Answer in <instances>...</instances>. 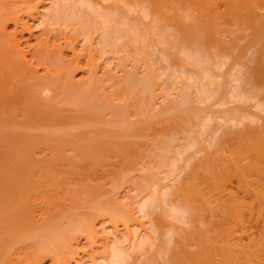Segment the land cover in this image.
<instances>
[{
  "label": "bare ground",
  "instance_id": "obj_1",
  "mask_svg": "<svg viewBox=\"0 0 264 264\" xmlns=\"http://www.w3.org/2000/svg\"><path fill=\"white\" fill-rule=\"evenodd\" d=\"M137 1L140 2L141 4L144 2H147L148 5L145 3V4L140 6V3L138 4ZM141 1L142 0H140V1L139 0H77L76 2H74V0H39L38 3H35L34 0H12V1L0 0V264H42L43 262H45V260L47 261V259L50 260L49 264H71L72 255L75 252H76L75 254H77V252H78L76 247L74 246V248H73V246H72V244L74 245V242H72V240L76 241L78 238L76 236H79V235L84 236V234H82V233L86 232V233H89V236H87V235L84 236V237H86V236L89 237V238L86 237L87 240H93L94 238H95V240L101 239V238L98 239L97 237H91L92 235H94V234H92V233H94V229H96V228H94L93 225L97 224V223L94 224L93 222L95 221L96 217L99 218L101 216L100 214L103 215V213H104L103 207L105 205L103 207L99 206L100 201L96 205V203H97L96 200L98 199V198L96 199V197H98L99 192L101 190H99V192L97 193V196H95L93 199H91V198L93 197L94 192L91 194L89 193L90 195L89 194L87 195V197L88 196H92V197L87 198L86 195L85 196L83 195V194H86L85 192H87V190H89L88 192H91V191H90L89 187H87L88 189H85L86 187H84V185L82 186L83 190L80 191L81 189H79V188L81 187V185L77 182L81 183V181H82V179H81L82 178L81 176H83L82 172H81L82 167L80 168L81 169L80 170L79 166L75 162V159H76V157L80 158L82 156L83 157L85 156V158H88V160L85 159L86 161L80 160V163L83 162V164H84V162H85L84 165H86V163L88 162L87 164H88L89 169L86 170V173H87V171H88V173L84 174L85 177L88 174H91L92 176H97V175H93L92 172L93 173L95 172V174H96V172L98 173L99 169H100V171L102 169H104V172H106V170L108 171L110 169V170H112L111 171L112 175L114 174V172L117 171V169H118V171H119V169H123L124 171H122L121 173H118V171L115 173V174H120V176L116 177L117 175L116 176L114 175V178L116 177L115 180L119 178L118 183H120V184H122V182H120V180L122 181L124 179L125 174L127 172H130V171L135 169L136 163L134 160L137 159L138 157H139V159H142V157L140 158L142 151H141V154L139 152V154H140L139 155L138 150L139 149L141 150L143 148H141L138 144L134 143V141L131 142V140L129 138L137 137V138H135V139H137V141H135V142L138 143V139H139V143L140 144L142 143V145L144 144L143 143L144 137L142 139L141 136H144V134L146 133V128L148 127V126H146V124L148 123V121L146 123L142 118L148 113L147 110H148V107L151 106L152 100L153 101L155 100V99H152L153 98V92H154V91H152V84H153V86H156V88L154 87L156 90L159 89V88H157L158 85H159V87H161L160 86L161 84H158L159 83L158 79H157L158 77L156 78L157 80H155V79L152 80V78H155V77H153V75L155 76V73H154L155 71L153 72V70H154L153 66H151L153 70L152 71L149 70L151 72V75H150L149 71H148L149 74L146 72L147 71L146 66L147 65L149 66V64H148L149 61H146V60L150 56L146 59L143 58L144 57L143 55H145V54L148 55L150 53H151L150 55L152 57V50L150 48L151 47L150 45L153 46V43H155V41H156L157 47H159L161 45L160 51H162V49H164L163 51H167L169 53V55L167 54L168 55L167 56L165 54L167 52L163 53V51H162L165 58L168 57V61H169L170 57L171 58L173 57L172 59H175V60L170 59V60H172L171 64L173 65V66L171 65V67H174L173 69H175V66H177V64H179L182 69L181 68L179 69V67H177V68L179 70H182V71L184 70L186 72L187 76L189 75L191 81L193 80L194 83L196 82V87H194L195 85L193 83L192 84H193V87L195 88L194 91L195 90L197 91V94L199 97H197V96L193 97V95H192V97L190 96L191 100L193 98H198L197 101L200 99L201 101L203 100L204 102H205V100H207V101L212 100L213 104L216 101V103L221 105V107H222V105L223 106L226 105V107H227L228 104H230L229 105L230 107H229V109L228 108L224 109L225 111L222 110L223 112L221 111L222 113H224L223 115L221 113V114H219L220 116L218 115L219 117L217 116L219 118V119L217 118V121H219V120H221V121L217 122L218 125H215V127H217V128H215V127L212 128L213 134H209L210 128L208 129L207 122H206V120H208V121H210L209 123H211V120H209L210 115L207 117V119H206V116L208 114L206 116L200 115L199 116L200 118L197 117V115L195 114V112H196L195 108L196 107H194V105L192 103L191 104L193 106L190 105L189 107L194 108V109H191V111L193 110L194 116L191 115L192 112H191V114H189L190 113L189 111H187L188 114L186 116L189 117V115H190L193 118H195V117H197V119L199 118L197 121H196V119L194 120V121H196L195 122L196 124L192 123V121H193L191 119L192 117L191 118L189 117L188 119L182 118L183 114L181 116L178 115L181 118V119L178 118L179 122H176V121H178V119L173 118V117H169L166 120L167 122L166 121L164 122V125H165V123L166 124L168 123V125H170V126L172 125L171 124L172 122L177 123L178 124V126L176 127L177 131H178V127H180V126H181L180 129L184 126L182 128V130L184 129L183 132L185 130L188 131L187 129H189V127L187 128V126L185 127V125L181 123V121H183V123L190 124L192 127H194V125H195L197 128V125H198V132H200L202 134H204V132L206 134V132H207L208 135H205V134H204L205 136L203 135L204 138L206 136H208L206 140L204 138H202L201 135L198 136L199 138H197V137L189 138V136L188 137L186 136L187 138L190 139V141L187 140V138H185V140H183V141H186L185 143H187V144H185V143L184 144L190 145L191 144L190 142H192V144L190 146H186L187 148L182 143L181 144L183 145V147H182V145L179 144V146L183 148V150L181 152H185V151H187V149H190L191 147L196 148L195 146L197 143L195 144V146H193V141H194V143L198 142V140H200V137L202 138V140L204 139L206 141L204 143L207 146H209V148L211 147L213 149V147H212L213 145H215L216 147L213 151L209 150V148L205 149L206 146H204V148L201 151H200V149H198L197 151L202 152L201 156L203 157V159L201 158L199 152H198L199 155L198 154H197L198 156L196 155V153H195V152H197L196 150L194 151V153L197 157L191 153L192 156L191 155L190 156L191 157L194 156L193 161H195V159H198V157L200 159L199 165L198 166L196 165L197 167L195 165H194V167H192L193 161L191 160L192 161V165L190 164L192 167L191 168L189 165V163L191 161L188 159L189 156L187 157L188 161L186 163V166L188 164L189 167L191 168V170L188 168V166H187V168L189 169L188 170L189 172H187V168L186 169L184 168L186 171L185 170H183V171L185 173L186 172L187 173L186 174L184 173V175H182V178H181L182 180H179L180 177L179 178L177 177V179L175 181L176 182L179 181V182H177V184H179V185L177 188L175 187L176 189L172 186V185L175 186V184L173 183L172 185H167L168 186L167 188L164 187L162 190H159L158 188L163 187V186H161V184H163L164 182L161 183V181L159 179V181L161 183V184L159 183L160 184L159 185L156 177L161 172L159 171L158 174H153V172H151V174L147 173L149 175V177H152V179L154 177L156 178L157 183H153V185H155V186L159 185L157 189L160 191V193L157 192V194H156V191H158L156 189V187H157L156 186L155 187V189H156L155 194L153 191L151 196L154 197L156 195L157 199L155 198V200H154L150 195H148V197H151L155 201V202H153L154 205H152L153 203L152 204L150 203V201H151V198H150L148 200H144V201H146V203H143L141 206H139L141 208L138 209V207H137V209L140 210V211H138V213L139 212L142 213L143 211L145 213V211L147 212V208L150 206H151L150 208H152V206L154 207L156 202H157L156 206H155L156 208H159L158 205L162 204V208L160 207L162 212L160 211V208L157 209L158 211H160V213H158L156 215L157 218L154 216L155 217L154 223H152L153 222L152 220H150L151 222H149L151 227L152 226L155 227L154 228L155 230L153 231V233L155 234V238H154V236L152 237L153 234L149 235L152 232H150V233L147 232V234L148 233L149 234L148 235L146 234L147 236H145L144 239L142 238V240H141V238H140L139 241L136 239L137 243L136 242L133 243V240H132L131 246H128V247H130V249L132 251L127 248L128 250H130L129 252H127L128 250H126L125 248L120 247V246H122L121 245L122 239L120 240V238H113L114 239L113 241H117V242L108 244L110 246L107 245V247H109V250H106V252H105V250L103 251V252H105L106 256L104 257V259H102V257H103L102 256L101 257L102 260H100V262L102 261V264H128L132 260V259H130V257H131L130 252L132 253L134 251V254H135L136 252H138L140 250H141V252H142V250H145L147 252L146 256H145V254L142 255V253L140 252L141 255L143 256V259L142 258L136 259L139 257H136V258L134 257V260L131 263L132 264H158V263L160 264L162 262V264H163V262H166L168 264V262H169L170 264L171 263L173 264L174 262H176L178 260V258L183 257V258H188V263L190 262V259H198V261H200V262L202 260L203 264H207L210 256L212 257L214 254H216L214 256L218 255L215 258L213 257L215 259L214 261H217V262L220 259L219 254L224 255L223 257H225V256L228 257V254H229V258H230V256L234 255L235 258L234 257H231V258L238 260V261L236 260L237 262L235 261L236 262L235 263L234 260L232 259L233 260V262H232V260L230 258L229 259L230 263L241 264L240 262L243 259H240V258H242V257L245 258L248 255H250V257L252 256V254H250L252 249L250 250V248H249V251H248V247H251V245H253V244L260 243L259 242V241H261L260 237L257 238V240L255 239L257 242L254 240H252V241L250 240V238L252 237V236L250 237V234H252V233H250V230H251V228H253V223L255 222L254 221L252 223V217L254 216L253 213L255 211L257 213L256 221L257 220L261 221L262 224H264V116H262V114L259 115L260 111L262 113H264V15H260L257 12H255L257 10L255 7L258 6L260 3H258V5H255V7H254V4L257 3V2L254 3L255 0L254 1L253 0H249V1L244 0L245 2H242V3H246V2L248 3V2L253 1L251 4L253 7L251 5H249V8H246L245 6H247L246 5L247 3L246 4L241 3L242 5L240 4V7L242 6V8H244L243 10H245L243 12H240L241 9H238L239 7L237 8L235 6H234L235 10H234V8L229 9V7L232 6V3L234 4V0H226L225 5L221 3L222 5L221 4L220 5L222 7L225 6V8L227 10L225 8H224L225 10L222 8V10H224V11H222L223 13L221 12L220 17H222L224 19L226 14L224 16H222V14H224L225 11H226V13H227V11H229V15L234 17V18L232 17V19H236V21H237V23L235 22L237 25H235V23H233V22L231 23V21L228 22L226 20L227 17H229V15H228L225 19L226 22L229 23L228 28L230 26L231 27H236V26L238 27L239 26L241 29V32H242V29L248 30V31L245 30L246 31L245 33L248 35L245 34L244 36H241V33H239L237 31L238 29L236 30L237 34H236L235 29H234V31H235L234 35L235 34L237 35V36L236 35L234 36L235 38H233V39L228 38L227 40L226 39L222 40L224 38L223 35H225V38H226V36L230 37L231 35H230V33H223V34L220 33V35H219V32L221 31V30L219 31V29L223 28L222 21H221V23L219 22L220 18L216 20L217 23H216V21H214L213 18L211 21L210 20L211 17H208L209 20L207 18H205V19L203 18L204 20L197 22L198 20L197 21L194 20L196 17V14L191 13L194 11V12L199 14L198 16H201V15L206 16L207 14L212 13V15L215 14L214 16L215 17L217 16V18H218L219 16L217 15V11H214L212 9V7H213L212 4L215 5V0H214V3H213V0H159L157 2L155 0L156 3H152V1H150V0L149 1L144 0V2H141ZM257 1L258 2L262 1V3H264V0H257ZM103 2H104V5L102 4ZM222 2L224 3V1H222ZM240 2H241V0H240ZM240 2H237V3H240ZM262 3L257 7L258 9L262 5ZM181 4H182V6L185 5L186 7H183L184 8L183 9L181 7ZM216 4L219 5L218 3H216ZM98 5H101L104 7V8L102 7L104 9V12L105 11L108 12V14L107 13L106 14L104 13V14L107 15V17L108 16L110 17L109 20L112 18L110 21L112 23V27H110V26L107 27V23H110V22H109L108 18H106L107 20L104 19V20H106L105 23L107 22L105 25L106 26L105 32L103 31V33H102V31H101V30H104L103 29L104 27H103L102 29H100V32L102 34L99 32L100 33V35H99L100 39L97 38L98 35L96 37L99 40V41L95 40V42L98 41L97 45L98 44L99 45L97 47H100L99 50H102L103 52H105L104 50L108 51V49L110 50V48H113V46L118 47V44H120V45L122 44V48H123V46H125V45H128V44L132 45V42L134 43V41H136V42L141 41L140 43H142V40H140V41L137 40V39H140L142 37V34L140 35L138 33L139 30L140 31L142 30L145 33V37H142V38H145V40H146V35H149V39H148L149 41L148 40L145 41L143 39L146 43L147 42L148 43L143 44L144 43L143 42L142 44L145 46L143 47L142 44L140 46L141 47L140 50L142 49L141 51L143 52V53H141V55H142L141 59L143 58V61H144V59H145V61L143 62L141 59L140 60L143 62L142 64L147 62L146 64L143 65V68L146 65L145 66L146 71H144L145 74H143L144 72L142 74L146 75V73H147V76L143 77V75L140 74L139 76H142V78L141 77L136 78L138 73L137 72L135 73V71L133 72V68L131 67V68H129V69H131V71L130 70H128V71H130L131 73L133 72L134 75L129 73V72L127 73V71H125L124 74H126V75H124L125 76L124 79L121 80V84L116 83L117 84L116 87L119 86L118 89H120V94H122V95L125 94L123 97L126 96L125 97L126 101L122 97L121 100H116L115 102L113 101L114 103H112V101H110V100L113 97V94H112L113 91L110 89V90H108V92L109 91L111 92L112 97H110L109 98L110 100H108V98H107L108 96H106L105 99H107V101L104 102V98L102 99L101 96H99L98 94H100V92H101L102 93L101 95H104L105 90H103V88H102L103 91H100L101 88L98 89L99 91L97 90V88L101 87L100 80H97V82H99V83H97L96 85L92 84V85L96 86L94 89L93 88L94 86H92L86 80H85V83L79 84L78 82H80V81L75 82L76 79L75 80L73 79V77L79 72V69L81 70V68H82L81 65L83 63H85L84 64L85 67L83 68V70H85V68L87 69L85 71H88V69L89 70L94 69L95 64L97 65V68H98L99 63L98 64L95 63V60L100 59L102 57L101 55L105 56L104 54H102L103 52L100 51L98 53L99 54L98 58L97 57L94 58V54L91 51L94 50L93 52L94 53L96 52V50H97L96 44H93V42H92V41H94V39L90 35L91 33L89 34V32H87L88 29H90V30H88L90 32H92L91 30H93L91 28H87V27L94 26V24L91 22L93 19L90 21L91 23L89 22L90 25L88 23H85L86 20L84 19V17L86 18V15L88 18L91 15V12H89L91 10H88V9H92L94 6H98ZM243 5H245V6H243ZM75 6H76V8H75ZM101 6H98V7H101ZM215 7H217V6H215ZM78 8H79V11H76ZM94 8H96V7H94ZM165 8H167V9H169V11H171V12H169V11L166 12V13L171 14L170 18L172 19V20L171 19L169 20L171 23L170 28L168 27L169 30L167 28L168 23L166 26L164 23V22H168V21H166L167 19L165 21L163 20L164 26L162 24H160V23H162L161 18L162 19H163V17L166 18V16L164 15L165 14L164 11H167V10ZM236 8L238 9V11ZM181 9H183V10H181ZM217 9H219V6L217 7ZM260 9H264V5H262V7H260ZM180 10L181 11L185 10V12H181ZM253 10H255V11H253ZM134 11H135V14L133 13ZM220 11H218V12H220ZM86 12H87V14H85ZM130 13H132L134 15H132V14L130 15ZM80 14L83 15V17L80 16ZM190 14H192V16L195 15V17L194 18L188 17V16H190ZM218 14H220V13H218ZM160 15L161 16L164 15V16L160 17ZM99 16L100 15H98V17ZM91 17H92V15L90 16V19H91ZM88 18H86L87 22H88ZM148 18H150V19H148ZM29 20H31V22H33L31 24L37 23V25H39V26L40 25L44 26V29L45 28L46 29L44 30V29L40 28V30L41 29L44 30L45 33H42L40 36H38V34H40V33H38L37 36H35L33 29L29 25L30 23L28 24ZM83 20H85V21H83ZM114 22L117 23V25H121V26L126 25V24L128 25L130 22H132L130 24V25H132V29L130 26H128V27L130 28L129 31L132 30L135 32V34L133 32H130L128 34L127 28H126L127 32L125 31L126 29L125 30L122 29L123 27L125 28V26H123L121 28L120 26L115 25ZM9 23L13 25V31L12 32H9L7 30ZM217 24H221V25H219L218 29H217V27H218ZM230 24H232V25H230ZM109 25H111V24H109ZM53 26L54 27L58 26V28H59V29L57 28L58 30H56V28H55L54 29L55 32L59 31L57 33H62V32L63 33L60 34V36L57 35V33L53 34L52 33L54 31L52 28ZM72 26H76V27L72 28ZM77 26L80 29H77ZM83 26L86 27V30H85V28L83 29ZM161 26H163V27H161ZM50 27L52 29H50ZM63 27H65V28H63ZM224 27H225V25H224ZM61 28H63V29H61ZM107 28H109V29H107ZM163 28H165V30ZM64 29H66L67 31ZM68 29H70L71 31L73 30L74 32H72V33L73 34L76 33V35H78V33L80 35L81 34L80 32H83V30H84L86 34L84 33V34L80 35V37L81 36L85 37L87 35V33L91 36V38L89 35L87 36L88 40L90 38L89 42L86 39L87 37L85 38V40H87V42L84 40V37H83V39L81 37V40H83V42L85 41L84 42L85 44L83 43V47L86 49L88 48L85 53H83V52L78 53L77 52L78 47L75 48L72 45L73 43H75L74 45L79 44V42L81 40L79 37H77L76 35L74 36L71 32H69L70 30L68 31ZM225 29H226V27H225ZM225 29H224V32H225ZM42 30H41V32H42ZM79 30H80V32H78ZM170 31H172V32L175 31V32H173L174 33L173 34V33H170ZM23 32H26L28 34V36H29L28 38H30V41H31V38L35 39V42H33L34 44H32V43L29 44L30 42L29 43L27 42L29 40L26 39L27 43H25V48H22L23 44H22V42H20V40H18V38H19V36H21V34ZM66 32L67 33L69 32V34H67ZM123 32H126V33H123ZM217 32H218V34H217ZM229 32H231V31H229ZM248 32H250V33H248ZM70 33H71V35L74 36V38L76 37L75 38L76 40L78 38L77 41L80 40L77 44H76L77 41L73 40ZM132 33H133V36H131L132 39H130V34L132 35ZM137 34H139V36ZM231 34H233V33H231ZM238 34H239V36H238ZM56 35H57V38L55 37ZM68 35H70V37L72 38L71 40H73L74 42L70 41V37ZM125 35H126V37H125ZM67 36L69 39L67 38ZM134 36H136V37H134ZM123 37L129 39L128 44H125L126 41L123 42L124 44L119 43L120 40H122L120 38H123ZM177 37H179L178 38L179 41L176 40ZM220 37H222V39H220ZM232 37H233V35H232ZM244 37H245V39L247 38L246 39L247 41H249L251 43L253 41L254 43L248 44L246 46H242V44L243 45L245 44ZM147 38H148V36H147ZM238 39L239 40L241 39L239 45L237 44V42L239 41ZM236 40H238V41L236 42ZM22 41H23V39H22ZM60 41H62V42H60ZM130 41H132V42L130 43ZM243 41H244V43L241 44V42H243ZM90 42L93 45H95V48L92 49L93 46ZM60 43H64V45H61ZM88 43H90V44L88 45ZM184 44L189 45L188 50L184 49V47H183ZM80 45L82 46V44H80ZM86 45H88V47H86ZM147 45H149L150 47H148ZM180 45L183 48L180 47ZM188 45H187V47H188ZM258 45H259V47H257L258 48L257 49L256 46H258ZM132 47L135 48L136 46L132 45ZM132 47H131V49H132ZM252 47L255 49L252 50L251 49ZM127 48L129 49V47H127ZM143 48H145L146 50L145 49L143 50ZM81 49H83V48H81ZM113 49L116 50L118 48H113ZM64 50H68L69 52L71 51L69 59H67V56H68L67 54H66V57L64 56V53H63ZM137 50H138V53H140L139 52L140 50L139 49H137ZM97 52H98V50H97ZM145 52H149V53H145ZM136 53H137V51H136ZM106 54L108 55V53H106ZM127 55H128V53H127ZM95 56H97V55L95 54ZM121 56H123V55H121ZM118 57H119V54H118ZM128 59H129V57H128ZM99 62H100V60H99ZM135 62L137 64V62L139 63V60L135 61ZM150 63H152L151 59H150ZM163 63H166V62L164 61ZM120 64L117 66L119 67ZM132 64L136 65L135 63H132ZM139 64H141V62ZM139 64H137V65H139ZM225 65L227 68L223 67ZM88 66H89V68H88ZM112 66H114V65H112ZM121 66H122V64H121ZM136 66H133V67H136ZM149 67H148V69H151ZM39 68L42 69L43 74L39 75ZM220 68H225V71H224V69H220ZM77 69H78V72H77ZM123 69H125V68H123ZM216 69H217V71H219V69H220V72H221V70H223L224 72L223 73H219V72L217 73L215 71ZM134 70H136V69L134 68ZM90 71H88L89 72L88 75L90 76L91 74H93L95 76L96 73H93L94 70L92 72H90ZM95 71H97V70H95ZM182 71H179V73H182ZM184 71H183V74L185 73ZM81 72H82V70H81ZM102 72H103V70H102ZM152 72H153V74H152ZM74 73H75V75H74ZM104 73H105V71H104ZM72 75H73V77H72ZM108 75H110V73ZM157 75L158 74L156 73V76ZM191 75H193V76H191ZM83 76H84V74H83ZM89 76H87V80H88ZM91 76L89 77L90 81H92V79H90ZM119 76L122 77L121 75H119ZM168 76L169 77H171V76L175 77V75H171V76L168 75ZM195 76H197L198 78ZM169 77H167L166 79H168ZM92 78L94 79L93 81H95V82H91V83H96V79H98V78L102 79L100 77L95 79V77H93V76H92ZM178 78H179V76H178ZM194 78H196L198 81ZM218 78H221V80L218 81ZM72 80H74L75 84L73 83ZM168 80H170V78ZM81 81L83 82V80H81ZM153 81L156 85L153 83ZM156 81H157V83H156ZM167 81H165V82H167ZM165 84L167 85V83H165ZM190 84L191 83H189V85ZM98 85H100V86H98ZM109 86H110V84H109ZM170 86L172 87V83ZM110 87H112V89H113V86H110ZM169 87H166V88L169 89ZM183 87H184V85H183ZM185 87H187V86H185ZM168 89H166V90H168ZM181 89H182V87H181ZM113 90L116 91V88ZM163 90H165V88L162 89V87H161L162 93L164 92ZM96 91H98L99 93ZM183 91L184 90H181V92H183ZM157 92H156V94H158ZM114 93L118 94L117 91ZM180 93H178V95H180ZM108 94H110V93H108ZM116 94H114V97ZM187 94H189V92ZM193 94H195V93L193 92ZM161 96H163V95H161ZM164 96L166 97V95H164ZM180 97H182V95H180ZM185 97L186 98L188 97L190 99L189 95L185 96ZM116 98L118 99V97H116ZM191 100L186 99L185 101H187V102L183 101L182 103H179V105L181 106V104H183L182 106L185 107L187 104V106H188L189 105L188 102H190ZM195 100L196 99H194V101ZM200 100H199V102H201ZM246 100H248V102H249V100H251L252 102L255 101V104H253V105H251L252 102L250 101V105H251V107H253V110L255 112L258 111L257 112L258 114L255 113L254 111L252 112V109L250 107H246V108L243 107V106H246L249 104V103H247ZM117 101H119V102L125 101V102L124 103L122 102L121 105H118L116 103ZM128 101H130L129 103L133 104V105L132 104L130 105L133 107L129 106L130 109L131 108L133 109L135 107V110L133 109L132 111H135L134 115H136V116L131 115V117H133V116L136 117V121H132L129 119L130 116L128 117V115H129L128 113H130V112H128V110H130V109H128V108H126L127 110L124 109V106H126L125 103L126 102L128 103ZM245 101H246V105H243L245 103ZM212 103L210 102V105H212ZM123 104H125V105L123 106ZM177 104H178V101H177ZM177 104H176V110L177 111L180 108H184L182 106L178 107ZM232 104H234L235 106L231 107ZM241 105H242V107H241ZM60 106H62L63 108H60ZM68 106H71V109L68 108ZM127 107H128V104H127ZM207 107H209V106H207ZM190 108L187 107V109H190ZM214 108L216 109V106L211 107V109H214ZM168 109H165L164 111L166 112ZM151 110H152V108H151ZM104 111H107L109 113L110 118L107 119L104 117V115H103ZM153 111H154V109H153ZM157 112L158 111H156L155 113L159 115L160 112L159 113H157ZM169 112H170V109H169ZM183 112H184V110H183ZM183 112H181V113H183ZM217 112L220 113L219 111H217ZM162 113H163V111H162ZM171 113L173 114V111H171ZM209 113L211 114L213 112H209ZM215 113H216V111H215ZM155 115H154V118L157 117V115L156 116ZM201 116L204 118L201 119ZM134 117H133V119H134ZM157 118H159V117H157ZM150 119H151V117H150ZM156 120L153 119L152 122L154 123V121H156ZM199 120H202V121H199ZM247 120L249 121L250 124L247 123L248 122ZM150 121H149L150 124H147L149 126L151 125ZM222 121H224L223 123L226 125V127L228 125V127L231 126V128L229 127L230 128L229 129L227 127L226 128V130L228 129L227 131L223 129L224 132H222V131H220V133H219V131L215 132V131H217V129H220V127L218 128V126H220V124H222V123H220ZM213 122H215V121H213ZM153 123H152V125H154V127L157 129L158 125L157 124L155 125ZM156 123H158V122H156ZM179 124H181V125L179 126ZM214 124H216V122ZM164 125H162V126H164ZM225 125H222V126H225ZM211 127H212V125H211ZM162 128L164 129V127H162ZM222 128L220 130H222ZM147 129H149V128H147ZM166 129L168 130V128H166ZM180 129H179V132L182 133L181 132L182 130L180 131ZM193 129L195 132H197V130H195V128H193ZM199 129H200V131H199ZM206 129H207V131H205ZM155 131L158 132V130H154V132ZM177 131L173 132L175 134H173V133L172 134L176 135ZM169 132H170V129H169ZM195 132H190V133L192 134ZM198 132H197V134H198ZM161 133H162V131H161ZM157 134L159 136V133H157ZM187 134H189V133H187ZM192 135H195V134H192ZM138 136H140V138L142 139L143 142H140L141 140ZM179 136L181 138V134H179ZM146 138H147V136H146ZM154 138L158 142L159 139H157L156 137H154ZM172 138H170L171 142H173V141L176 142L175 139L178 137H176L175 139H174V137H172ZM128 139L130 141H128ZM202 140H200V142H201L200 148H201V145L203 143ZM165 141H166V139H165ZM180 141H181V139H180ZM145 142H146V139H145ZM148 143H150V142H148ZM151 143L153 145V142H151ZM151 143H150V145L147 144L148 146H150V148H152ZM166 143H168V141H166ZM188 143H190V144H188ZM166 145H168L167 148H170V149L172 146H174V144H172L170 146H169V144H166ZM176 145H178V144H176ZM148 146H146V147H148ZM179 146L177 147L178 149H179ZM188 147H190V148H188ZM198 147H199V144L197 145V148ZM177 148L175 147L173 149H177ZM173 149H172V151H173ZM178 149L176 150V152L178 151ZM184 149H185V151H184ZM147 150H149V148ZM167 150L166 151L164 150V151L167 153H170ZM207 150H209V152ZM181 152L179 154V151H178V153L175 154L176 155L175 157L177 158V155L179 154L178 158L180 157L181 159H183L182 158L183 156L181 157V155L183 153L181 154ZM218 152H225V154L227 153L228 155L216 157L215 154ZM143 153H144V151H143ZM172 154H173V152H172ZM189 154L190 153H188L187 155H189ZM168 155H165V157L163 156L164 159L166 157L168 158L169 157ZM153 156H154V154H153ZM153 156H150V158H153ZM157 156H160V154ZM171 156L173 157V155H171ZM163 157H162V159H163ZM175 157H173L174 160H172L174 162V164L176 161ZM191 157H190V159H191ZM180 158H179L180 161L178 160V162H177L179 164V166H177V164H175L176 166L174 165V168H176V169L178 167H180V163H181ZM139 159H137V160H139ZM158 159H160V158H158ZM201 160H203V161H201ZM158 161L160 163L161 159ZM164 161H162V163L164 162V164L168 166L169 163L167 162L168 164H166V159ZM183 161L185 162V160H182V162ZM173 162H172V164H173ZM183 164L185 166V163H183ZM148 165H150V164H148ZM160 166H162V165H159V167ZM184 166H182V168ZM83 167L85 168V166H83ZM153 167H155V166H153ZM200 167L202 169H200ZM150 168H151V166H150ZM161 168H164V166L160 167L159 169H161ZM197 168H199L201 171L204 169L205 172H207L210 175V177H212V178H210L208 175L205 178L206 174H203L205 176L203 178L202 185L205 187V190H204L205 194H206V190H207V193H208L207 195H209L208 191H211V189L212 190L216 189L215 192H217V197L214 198V201L216 202V203H214V206L216 207V205L217 204L218 205L216 207L217 209L215 207H214V209H216L215 212H217V214L222 215L224 213L223 215L229 216L230 213H232L231 211L233 209H235L234 206L237 203L241 202V203L245 204V207H244L245 209L242 207L240 209L244 210L246 212V214L249 215V216L247 215V217H250V218L248 220H245L244 222H241V226L239 227L240 228V231H239L240 235L239 236L234 235L235 230L232 229L231 230L232 232L230 231V229L232 228V227H230L231 225L226 227L227 232H231V234L229 233V234H226L224 236L222 235L223 233H220V231H219L220 228L216 229L219 231L220 234H216V232L213 231L214 230L213 226L210 225L211 227H208L209 224H211L212 222H213L212 225L214 224V222L216 223L215 225H217L219 221L223 222V218H221V216L219 217V215H217V217L215 216L216 219L218 218L217 220L216 219H214L213 221L209 220L210 217H212L210 214L211 213L210 211H209V213H207L208 209H209L207 207H209V203H210L209 198L206 197L207 195L204 196V194H201L204 197V199H203L204 201L201 202L200 200H202V198L199 194H197L199 191L196 192V190H198V188L200 187V183H195L197 178L200 179V177H199L200 174L199 175H197V174H198V172L201 173L200 170L197 173H193V172H195V169H197ZM137 169H139V167ZM171 169L173 170V167L170 168V174L172 173ZM176 169H175V171H176ZM110 170H109V172H110ZM178 170H179V172L180 171L183 172L181 167ZM84 171H85V169H84ZM146 171L148 172V170H146ZM161 171H163V170H161ZM109 172H107L106 175L111 174ZM132 172L135 173V171H132ZM102 173H103V171H102ZM98 174H100V173H98ZM130 174H133V173H130ZM130 174H126V177H127V178L125 177L126 180L128 178H131V177H129ZM173 174H171V175H173ZM194 174H196L197 177H194ZM171 175H170V177H171ZM92 176H90L89 178H91ZM179 176H181V174ZM137 177H139V176H137ZM142 177H143V179L141 180V178H140V180L143 182V180L145 181V179H144V176H142ZM172 177L174 178V176H172ZM223 177H225V180ZM89 178L86 177L83 179V181H85V179L86 180L88 179L86 182L89 183L91 180ZM92 178H94V177H92ZM107 179H108V177H107ZM149 179H148V181L153 182L151 178H149ZM108 180H105V181H108ZM146 180H147V178H146ZM165 180H167V179H165ZM193 180H195V182ZM218 180H220L223 183L221 184V182H219ZM134 181H135V179H134ZM86 182H84L85 185L87 184ZM91 182H93V181H91ZM128 182H127V184H128ZM138 182L140 183L139 180H138ZM165 182H168V181H165ZM69 184H71V185L75 184V185L69 186ZM78 184L80 187H78ZM97 184H98V182H97ZM108 184H109V182H108ZM198 184H199V187H198ZM117 185H119V184H117ZM137 185H138V183H137ZM141 185H143V183ZM170 186H172V188ZM118 187H121V185H119ZM137 187L135 186V188H137ZM147 188L149 189V186H147ZM207 188H210V190H208ZM143 189H145L148 192V189H146V188H143ZM83 191H85V192H83ZM111 191H112V189H111ZM202 191H201V193H204V191L203 192ZM101 192H100L101 197H102V195L107 194L106 192H105V194H102ZM113 194H114V192H113ZM111 195H112V193H111ZM115 197H116V195L114 196L113 199H115ZM118 197H119V195H118ZM85 198H86V200H85ZM93 200H95L96 203ZM91 201L94 202V203H92L93 206H94V204L96 206L91 208V210H90L89 209L90 207H88V205H89V203H91ZM84 202L86 203V205L88 203V205L86 207H83V205H85ZM117 202H120V201H117ZM147 202H149V203H147ZM189 202L190 203L192 202V204L194 203L195 205L198 203L197 205L198 206L201 205V208H202V206L204 208L206 207L205 212L207 214H206V216L205 215L204 216L206 218L208 217L206 220H208V222L210 221L211 223H208L207 224L208 226H206V227L201 226L204 224L202 221H201V223H197V225H195V227H198L200 230L203 229V231H204L203 234L201 233V231L199 232L200 235L199 234L197 235V233H196V235L193 234V231L197 232L199 229L195 228L197 230H194V226L192 223L193 220H191L190 222L188 220L190 219V215L192 214V211L195 212L197 210V208L199 209V207L196 205L197 206L196 210L191 209L192 211H189V214H188V211H187L188 207L186 209V205L188 206ZM185 203H187V204H185ZM103 204H105V203H103ZM103 204H101V205H103ZM117 204H119V203H117ZM144 204L148 205V207L145 208L146 205H144ZM114 205L117 208L119 207L116 204H114ZM113 206H111L112 216L110 215L111 216L110 218L112 220H113V218H115L114 219L115 222L119 221V220L120 221L123 220V218L125 216H127L124 213V208H121L122 210L121 209L117 210ZM190 206H191V204L189 205V208L194 207V206H191V207ZM219 206L223 207V211H222V208H221V210H218V209H220ZM241 206H242V204H241ZM82 207L85 210L88 209L89 214H90V211L91 212L93 211L96 213V215L98 214L100 216H98V215L93 216L94 215L93 212L91 213L92 215L91 214L89 215L86 211H84V212L81 211V210H83V209H81ZM237 208H236V211H237ZM143 209H145V210H143ZM128 210H127V212H128ZM131 211H133V210H131ZM220 211H222L223 213ZM236 211H234V213L231 214L233 217H235L234 215H237V213L235 214ZM197 212H196V214H197ZM218 212H220L222 214H220ZM239 212L240 211H238V213ZM133 213H135V212H133ZM144 213H142V214L145 215ZM223 215H222V217H224ZM186 216H188V217H186ZM226 216H225V218H226ZM238 216L239 215H237L236 217H238ZM110 218H109V221H110ZM171 218H173L176 221L175 222L169 221L170 223L171 222L179 223V224L181 223V226L184 225L183 220L188 221L187 226H189V224H190V226L188 228H186L187 230H185V228L184 229L180 228L179 224H178V229H177V228H175L177 224L176 225L174 224V228L177 229L178 231L180 229L185 230L183 234H184V237H185V235H187V238H184L182 236L183 235L182 230H180L181 234H179L180 231H179V233L176 232V234H178L179 236H182L181 237L182 239L181 238L179 239V237L176 236V234H175L176 238H174V240L172 239V230L174 228L170 227V225L167 223L168 219L171 220ZM187 218H189V219L186 220ZM225 218H224V221H225ZM228 218H230V217H227V219ZM128 219H131V218L128 217ZM128 219H125V220L128 221ZM191 219H193V217ZM220 219H222V220H220ZM228 220H231V219H228ZM233 220L236 223L235 218L232 219L231 221H233ZM253 220H255V217ZM103 221H104V219L102 220V222ZM127 221H125V225H126ZM136 221L137 220L135 219V222ZM227 221H225V222H227ZM206 223H207V221H206ZM219 223H221V222H219ZM122 224H124V223L122 222ZM127 224H129V223H127ZM191 224H192V226H191ZM199 224H200V227H199ZM222 224H224L226 226L228 225V224H225L223 222V223H221V225L219 224L218 227L223 226ZM231 224H232V222H231ZM234 224H232V225L234 226ZM254 224H256V223H254ZM235 225L237 228L238 227L237 224H235ZM122 226L124 227V225H122ZM130 226L132 227V225H130ZM254 226L256 227V225H254ZM125 227L127 228V225ZM151 227H150V229H151ZM191 227H193V229ZM255 227H254V229H255ZM258 227H259V224L257 225V227L255 229L256 232H257ZM104 228L105 227H103V230H104ZM111 228H114V227H111ZM189 228L191 230H188ZM209 228L213 229L212 233H210L211 230H209ZM224 228H225V226H224ZM236 228H234V229H236ZM259 228H261V227H259ZM134 229H135V227H134ZM150 229L149 230L146 229V231L147 230L148 231L153 230V229H151V230ZM103 230L101 231L102 233H104ZM130 230L129 229L127 230L128 236H129V234L131 236V233H129ZM225 231H226V229H225ZM260 231H262V230H260ZM260 231H259V233L261 234ZM78 232H80V233L82 232V233L80 234ZM131 232H132V230H131ZM134 232H135V230H133V234H135ZM173 232H174V230H173ZM185 232H186V234H185ZM239 232H238V234H239ZM76 233H78V235H76ZM90 233L92 234L91 236H90ZM262 233H264V232H262ZM109 234H111V233H109ZM204 234H206V235L209 234V235L206 236ZM116 235L119 236L118 233ZM143 235H144V233H143ZM190 235L192 236L191 239L189 238ZM193 235H195V236H193ZM111 236H112V234H111ZM113 236H115V234ZM262 236H264V235L261 234V237ZM119 237H122V236H119ZM125 238H126V236H125ZM158 238L160 240H162L161 242L163 243V244L160 243V244H162L161 245L162 247L161 246L158 247V248H161L162 250L161 249H158V250L163 252L164 254L160 252L159 255L158 254L156 255V253H159V252H157L158 250L156 248L157 247V245H156L157 241H160V240H157ZM252 239H254V238H252ZM250 241H251V243L253 241L255 243L251 244ZM91 242H93V241H91ZM127 242H129V238L126 240V243ZM262 242H264V241H262ZM95 243H96V241H95ZM117 243L118 244L120 243L119 247H118V245H116ZM249 243L251 244L250 246H249ZM88 244H90V243H88ZM172 244L177 245L178 248L177 249L173 248L175 245L172 247L171 246ZM192 244L194 247L196 245V248H194V247L192 248L194 250H191V248H189V247H192ZM145 245L146 246L148 245L150 247L147 246L145 248L144 247ZM158 246H159V243H158ZM261 246H262V244H260L256 248L264 247V246H262V247ZM68 247H71L72 249H70V250H72V251H69ZM84 247H85V245H84ZM154 247H155V249H154ZM254 247H255V245H254ZM254 247H253L254 250L252 251V253H254V251L256 249ZM64 248L68 249V251L66 250L67 252L65 251V253H64ZM147 248H149V250H146ZM74 249H76V250H74ZM78 250H79V248H78ZM135 250H137V251L135 252ZM257 250L262 251L264 249H257ZM73 251H75V252H73ZM247 251H248V253H247ZM256 251H255V254L259 253L258 251L257 252ZM84 253H85V251H84ZM262 253H264V251H262ZM240 254L241 255L243 254V256H241ZM161 255H163V256H161ZM239 255H240V258L238 257ZM73 256H75V255H73ZM93 256H95V255H93ZM157 256H158L157 259L160 260L159 262L156 259ZM160 256H161V259H163V261L160 259ZM253 256L255 257V255H253ZM77 257H78V254H77ZM95 257H94V259H95ZM252 257L250 260H252ZM216 258H218V260ZM206 259H208V260H206ZM222 259H224V258H222V256H221V261H222ZM227 260H228V258H227ZM254 260L257 261V259L253 258L252 264H255ZM94 261L91 262V260H90L88 262H91L92 264H94V263L96 264L97 261L96 262H94ZM185 261H187V260H184V262ZM192 261L193 260H191V262ZM203 261H205V262H203ZM212 261H213V259L210 258L209 263L210 262L212 263ZM214 261L212 264L215 263ZM245 261H247V258L245 259ZM249 261H247V263ZM82 262L80 264H82ZM88 262H87V264H89ZM181 262H183V259L181 260ZM184 262L182 264H188V263H184ZM225 262L221 263V264H230V263H227V261H225ZM250 262H249V264H250ZM193 263L194 262H192V264ZM73 264H76V262L74 261Z\"/></svg>",
  "mask_w": 264,
  "mask_h": 264
},
{
  "label": "rangeland",
  "instance_id": "obj_2",
  "mask_svg": "<svg viewBox=\"0 0 264 264\" xmlns=\"http://www.w3.org/2000/svg\"><path fill=\"white\" fill-rule=\"evenodd\" d=\"M10 1H12V0H10ZM38 1H39V0H34L35 3H38ZM76 1H77V0H74V2H76ZM139 1H140V0H139ZM145 1H146V0H145ZM147 1H149V0H147ZM150 1H152V3H156V2L159 1V0H156V2H155V0H154V1H153V0H150ZM222 1H224V3H223ZM225 1H226V0H215V5L212 4V6H213L212 9H213L214 11H217V15L219 16L218 18H217V16H216V17L214 16L215 14L212 15V13H211V14H207L208 16H207V15H206V16L204 15L205 17L202 16V15H201V16H198L199 14L196 13V12H194V11L191 12V13H195V14H196V17H195L194 14H193L194 16H192V14H190V16H188V17H191V18H192V17H193V18L195 17L194 20H195V21L198 20L197 22L202 21V20H204L205 18H207V19L209 20L208 17H211V18H210L211 21H212V18L214 19V21H216L217 19L220 18V19H219V22L221 23V21H222V26H223V28H220V29H219V31H220V30L222 31V32H221V31L219 32V35H220V33H221V34H223V33H230V35H231L230 37H229V36H228V37L226 36V38H225V35H223V36H224L223 39H222L223 36L220 37V39H222V40H224V39L227 40L228 38H232V39L235 38L234 36L237 34V31H238L239 33H241V36H244V35L246 34L245 32L248 31L247 29H244V30L242 29V32H241V29H240L239 26H238L239 28H238L237 26H236V27H231V26H230V27L228 28L229 23H227L226 20H227L228 22L231 21V23H232V22H233V23H235V22L237 23L236 19H232L233 16L229 15V11H227V13H226V11H225L224 14H222V16H224V15L226 14L225 17H224V19H223L222 17H220V16H221V12L224 11V10L226 9L225 6H224V7L221 6L222 4L225 5ZM245 1H249V0H245ZM245 1H244V0H241V2H240V0H239V1H238V0H234V4L232 3V6H231L232 8L229 7V9H233V8H234V10H235V7H237V8L239 7L238 9H241V10H242V11L240 10V12H243V11H245V10H243L244 8H242V6L240 7V4H241L242 2H245ZM253 1H254V0H253ZM253 1H252V2H253ZM99 2H100V1H99ZM101 2H102V1H101ZM141 2H144V0H142ZM235 2H236V3H237V2H240V3H237V4H238V5H237ZM252 2H248L249 4H248L247 2H246L247 4H246V3H242V4H246L247 6H245V5H243V6H245L246 8H249V5H251ZM255 2H257V3H255ZM137 3L139 4L140 2L137 1ZM145 3L147 4V2H144V3H142V4L140 3V6L143 5V4H145ZM213 3H214V0H213ZM216 3H218L219 5H217ZM221 3H222V4H221ZM254 3H255V4H254V7H255V5H258V3L261 4L262 1L258 2L257 0H255ZM76 4H77V3H76ZM99 4H100V3H99ZM102 4L104 5V2H103ZM121 4H122V3H121ZM220 4H221V5H220ZM242 4H241V5H242ZM260 4H259V5H260ZM105 5H106V4H105ZM147 5H148V4H147ZM259 5H258V6H259ZM262 5H264V3H262ZM262 5H261L260 7H262ZM98 6H101V5H98ZM98 6H94V7H96V8L93 7L92 9H88V10H91V11H89V12H91V15H92L91 19H90V16H91V15L89 16V18H88L87 15H86V18H88V22H87V19L84 17V19L86 20L85 23H88V24H89V22L93 19L91 22H92V23L94 24V26H95V27L92 26L93 28H92V27H87V28H91V29H93V30H91L92 32L88 31V30H90V29H88L87 32H89V34L91 33L90 35H91L92 38L94 39V41H92V40H91V41L93 42V44H96V48H97V50H98V52H97V50L95 49V50H96L95 53L93 52L94 50L91 51V52L94 54V58H96V57L98 58V56H99L98 53H99L100 51H102V50H99L100 47H97V46L99 45V44L97 45V43H98V41H99L97 38L100 37V36H99L100 33H101V32H100V29H102V28L104 27V28H103L104 30H101V31H102V33H103V31L105 32V28H106L105 25H106V23H107V22L105 23V21L107 20L106 18H108V20H109V18H110L109 16L107 17V15H105L106 13L108 14V12H106V11L104 12V9H103L104 7H103V6L98 7ZM138 6H139V5H138ZM145 6H146V5H145ZM215 6H217V7L219 6V9H217V7H215ZM234 6H235V7H234ZM251 6H252V5H251ZM251 6H250V7H251ZM258 6L255 7L257 10H256V11L253 10V11L257 12V13L260 14V15H264V9H260V7H259V9H258V8H257ZM102 7H103V8H102ZM181 7L183 8V7H186V6H185V5L182 6V4H181ZM181 7H180V8H181ZM252 7H253V6H252ZM75 8H76V6H75ZM215 8H216L217 10H216ZM222 8H223V9L225 8V9L222 10ZM237 8H236V9H237ZM255 8H254V9H255ZM101 9H102L103 11H102ZM136 9H137V8H136ZM165 9H166L167 11H164ZM165 9H164L163 11H164V13H165L164 15L166 16V18L163 17L164 15H163V16L160 15V17H163V19L161 18L162 23H160V24L163 25V20L165 21V20L167 19L166 21H168V22H164V23H165V26H166L167 23H168L167 28H168V27L170 28V24H171V23H170L169 20L171 19V18H170V17H171V14L166 13V12L169 11V9H167V8H165ZM183 9H184V8H183ZM183 9H181V10H183ZM238 9H237V11H238ZM252 9H253V8H252ZM181 10H180V11H181ZM185 10H186V9H185ZM185 10H184V11H181V12H185ZM220 10H221V11H220ZM226 10H227V9H226ZM76 11H79V8H78ZM218 11H220V12H218ZM94 12H95L96 14H95ZM169 12H171V11H169ZM233 12H234V11H233ZM104 13H105V14H104ZM133 13L135 14V11H134ZM218 13H220V14H218ZM222 13H223V12H222ZM257 13H256V14H257ZM85 14H87V12H86ZM97 14L100 15V16L98 17ZM131 14H132V13H130V15H131ZM134 14H132V15H134ZM94 15H95V16H94ZM210 15H211V16H210ZM228 15H229V17H227ZM80 16L83 17V15H81V14H80ZM104 16H105V17H104ZM172 16H173V15H172ZM183 16H184V15H183ZM158 17H159V16H158ZM184 17H185V16H184ZM184 17H183V18H184ZM201 17H202V18H201ZM214 17H215V18H214ZM226 17H227V19H226ZM230 17H231V18H230ZM99 18H100V19H99ZM181 18H182V17H181ZM203 18H204V19H203ZM233 18H234V17H233ZM89 19H90V20H89ZM104 19H106V20H104ZM111 19H112V18H111ZM111 19L109 20V22L111 21ZM148 19H150V18H148ZM148 19H147V20H148ZM159 19H160V18H159ZM185 19H186V18H185ZM188 19H189V18H188ZM225 19H226V20H225ZM230 19H231V20H230ZM85 20H83V21H85ZM171 20H172V19H171ZM192 20H193V19H192ZM194 20H193V21H194ZM148 21H149V20H148ZM148 21H147V22H148ZM161 21H160V22H161ZM91 22H90V23H91ZM29 23H30V24H29ZM31 23H33V22H31V20H29V21H28V24H29V25L31 26V28L33 29V32H34V35H35V36H37L38 33H40V34H38V36H40L42 33H45L44 30H45L46 28L44 29V26L40 25V26H41V27H40L39 25H37V23H34V24H31ZM85 23H84V24H85ZM114 23H115V22H114ZM131 23H132V22H130L128 25L126 24V25H122V26H121V25H117V23H115V25L120 26L121 28H122L123 26H125V28L123 27L122 29L125 30V29L127 28V29H128V34H129L130 32H133V33L135 34L134 31H132V30L129 31L130 28H129L128 26H130L131 29H132V25H130ZM216 23H217V21H216ZM236 23H235V25H237ZM77 24H78V23H77ZM97 24H98V25H97ZM109 24H111V25H109ZM223 24L225 25L226 29H225V27H224ZM227 24H228V25H227ZM89 25H90V24H89ZM89 25H88V26H89ZM91 25H92V24H91ZM219 25H221V24H217V26H218L217 29L219 28ZM230 25H232V24H230ZM235 25H234V26H235ZM38 26H39V27H38ZM81 26H82V25H81ZM81 26H80V27H81ZM86 26H87V25H86ZM108 26L112 27V23H111V22H110V23H107V27H108ZM163 26H164V25H163ZM163 26H161V27H163ZM222 26H221V27H222ZM73 27H76V26H72V28H73ZM110 27H109V28H110ZM40 28H42V29H44V30L41 29V30H42V32H41ZM52 28H53V30H54L55 28H56V30L59 29L58 26H55V27L53 26ZM52 28L50 27V29H52ZM57 28H58V29H57ZM63 28H65V27H63ZM63 28H61V29H63ZM68 28H69V27H68ZM84 28H85V30H86V27L83 26V29H84ZM109 28H107V29H109ZM169 28H168V30H169ZM227 28H228V29H227ZM232 28H233V29H232ZM75 29H76V28H75ZM77 29H80V28H78V26H77ZM122 29H121V30H122ZM127 29L125 30L126 32H127ZM163 29L165 30V28H163ZM217 29H216V30H217ZM222 29H223V30H222ZM224 29H225V32H224ZM230 29H231V30H230ZM234 29H235V31L238 29V30L236 31V34H235V35H234V32H235ZM7 30H8L9 32H12V31H13V25L9 23V24H8V29H7ZM64 30H66V29H64ZM69 30H70V29H68V31H69ZM81 30H82V29H81ZM239 30H240V31H239ZM245 30H246V31H245ZM66 31H67V30H66ZM229 31H231V32H229ZM35 32H36V33H35ZM57 32H59V31H57ZM57 32H55V30H54L52 33H53V34H54V33L56 34ZM60 32H61V31H60ZM69 32L72 33V32H74V31H73V30H72V31L70 30ZM69 32H68V33L66 32V33L69 34ZM76 32H77V31H76ZM78 32H80V30H79ZM78 32H77V33H78ZM93 32H94V33H93ZM99 32H100V33H99ZM126 32H123V33H126ZM173 32H175V31H173ZM173 32L170 31V33H173ZM62 33H63V32H62ZM62 33H57V35L60 36V34H62ZM64 33H65V32H64ZM71 33H70V35H71ZM80 33H81L80 35H82V34L85 33V31L83 30V32H80ZM102 33H101V34H102ZM133 33H132V35L130 34V39H132L131 36H133ZM138 33H139L140 35L142 34V37H145V33H144L142 30H141V31L139 30ZM231 33H233V34H231ZM248 33H250V32H248ZM67 34H66V35H67ZM72 34H73V33H72ZM85 34H86V33H85ZM89 34L87 33V35H86L85 37L83 36V37H84V40H85V38H86ZM139 34H137V35L139 36ZM173 34H174V33H173ZM217 34H218V32H217ZM24 35H25V36H24ZM57 35L55 36L56 38H57ZM70 35H68V36L70 37ZM73 35L75 36L76 33H74ZM73 35H71L72 38H73V40H74V41H77L78 38H77V40H76V39H75L76 37L74 38ZM78 35H79V33H78ZM78 35H76V36L79 37L80 40H81V37H82V36L80 37V35H79V36H78ZM90 35H89V36H90ZM95 35H96V36H95ZM97 35H98V37H97ZM123 35H124V34H123ZM137 35H136V36H137ZM232 35H233V37H232ZM246 35H248V34H246ZM59 36H58V37H59ZM68 36H67V38H68ZM91 36H90V38H91ZM136 36H134V37H136ZM138 36H137V37H138ZM147 36H148V38H147ZM150 36H151V35H150ZM176 36H177V35H176ZM236 36H237V35H236ZM238 36H239V34H238ZM24 37H25V38H24ZM28 37H29V36H28V34H27L26 32H23V33L21 34V36H19L18 40H20V42H22V44H23L22 48H25V43H27V42H28V43L30 42L29 44H31V43L34 44L33 42H35V39L31 38V41H30V38H28ZM53 37H54V36H53ZM83 37H82V39H83ZM96 37H97V38H96ZM125 37H126V35H125ZM127 37H128V36H127ZM134 37H133V38H134ZM142 37H141V38L139 37L140 39H137V38H136V39L139 40V41L142 40V43L144 42L143 44H147L148 42L146 43L145 41L149 39V35H146V40H145V38H142ZM217 37H218V36H217ZM72 38L70 37V41L74 42L73 40H71ZM90 38H89V40H90ZM95 38H96V39H95ZM128 38H129V37H128ZM150 38H151V37H150ZM152 38H153V37H152ZM178 38H179V37H177V39H176L177 41H179ZM22 39H23V41H22ZM26 39L29 40V41L26 42ZM32 39H33V40H32ZM68 39H69V38H68ZM86 39L88 40V37H87ZM99 39H100V38H99ZM120 39H122V40H120L119 43H123L124 41H126L127 43L125 42V44H128L129 39L124 38V37H123V38H120ZM143 39H144L145 41H144ZM244 39H245V37H244ZM244 39H243V40H244ZM246 39H247V38H246ZM246 39H245V44H244V45L242 44V43H244V41L241 42L242 46H246V45H248V44H252V43H254L253 41H252V43H251V42L247 41ZM80 40H79V41H80ZM87 40H85V41L87 42ZM89 40H88V42H89ZM95 40H98V41L95 42ZM238 40H239V39H238ZM238 40H236V42H237ZM240 40H241V39H240ZM240 40L238 41L239 43L237 42L238 45L240 44ZM248 40H249V39H248ZM79 41H77L76 44H77ZM85 41H84V42H85ZM148 41H149V40H148ZM150 41H151V40H150ZM246 41H247V42H246ZM60 42H62V41H60ZM72 42H71V43H72ZM84 42H83V40H81V41L79 42V44H77V45H74L75 43L72 44L75 48L78 47V49H77V52H78V53H79V52H80V53H82V52L85 53L86 50L88 49V48L86 49V48L83 47V43H84ZM94 42H95V43H94ZM131 42H132V41H130V43H131ZM140 42H141V41H140ZM140 42H136V41H134V43L132 42V45L136 46L135 48L132 47L131 44H130L131 46L128 44L129 46H128V45H125V46H123V48H122V44H121V45L118 44V47L113 46V48H118V49H116V50L113 49V48H110V50H109V49H108L109 47H108V48H107L108 51L104 50L105 52H103V51H102L103 53L101 52V53L104 54L105 56H103V55L100 54L102 57L100 56V57H101L100 59H96V60H95V63H97V64L99 63V65H98L99 67L97 68V65L95 64L94 69H90L91 71L88 69V71L92 72L93 70H94V71L97 70V71H95V72L93 71V73H96L97 75H96V74H95V76H94L93 74H91V75H92L93 77H95V79L98 78V77H100V78H102L103 80L98 78V79H96V83H91V82H95V81H93L94 79L92 78L91 75H90V76H91L90 79H92V81L89 80V77H90V76L88 75L89 72H88V71H85V70H87L86 68H85V70H83V68L85 67V65H84L85 63L82 64L83 66L81 65V67H82V68H81L82 72H81L80 69H79V72H78V69H77V72H78V73H77L76 75H75V73H74V75H75L74 77H73V75H72L73 79H74V80L76 79L75 82L80 81V82H78L79 84H81V83H85V80H86V81H87L88 83H90L91 85H92V84L96 85L97 83H99V82H97V80H100V85H101V87L97 88V90L100 89V88H101L100 91L105 90V91H104V93H105L104 95H101V94H102L101 92H100V94H98L99 96H101L102 99L104 98V102L107 101V99H105L106 96H108L107 98H108V100H110L109 98L112 97L111 95L113 94V97H114V94H116V93H114V92L117 91L118 94H116L115 97H114V98L112 97L111 100H110V101H112V103H114L116 100H121L122 97L125 95V94H124V95L120 94V89H118L119 86L116 87L117 84H118V83L121 84V80L124 79V77H125L124 75H126V74H124L125 71H127V73H128V72L131 73V72H130L131 69H129V68L132 67V68H133V72L135 71V73H136V72L138 73V75H137L136 78H138V77H139V78H140V77L142 78V76H139V75H140V74H141V75L145 74L144 71H146V69H145V66H146V65L144 66V68H143V65L146 64L147 62H145L144 64H142V63L145 61L146 58H148V57L150 56V57L148 58L149 60H148V59L146 60V61H149L148 64H149V66H150V67H149L148 65L146 66V67H147V71H146V72L148 73L149 70L152 71L153 69H152L151 66H153V68H154L153 72L155 71V72H154V73H155V76L153 75V77H155V78H152V80H153V79H155V80L158 79V82H159L158 84H161L160 86L162 87V89L165 88V90H163L164 92L162 93V92H161V87H159V85H158V87H157V88H159V89L156 90V89H155L156 86H153V84H152V91H154V92H153V98H152V99H155V100H154V101L152 100V104H151V106L148 107V110L150 109L149 111L147 110L148 113L146 112L147 114H146L144 117L142 116L143 118L141 117L146 123H147V121H148L147 124H150L149 121L151 120V121H150V122H151V125H150L151 127H150L149 125L146 124V126H148L147 128H149V129L146 128V133L144 134V136H141L142 139H143V137H144V139H143L144 142L142 141V139L140 138V136H138V137L140 138V140H141L140 142H143L144 144H143V145H142V143L140 144V143H139V139H138V143L135 142V141H137V139H135V138H137V137H134V138L132 137L133 139H132V138H129V139L131 140V142L134 141V143L138 144L141 148L144 149V150H143V149H141V150L139 149L140 151L138 150V154H139V152H140V154H141V151H142V154L144 155V156H143L142 154H141V155L139 154V155H140V158L142 157V159H139V157H138L137 159H139V160H137V159L134 160L135 163H136V165H135V169L132 170V171H135V173L132 172V171L126 173V174L133 173L134 175H133V174H130V176H129V177H131L132 179H131V178H128V179L126 180V179H125L126 174H125L124 179H123L122 181L120 180V182H122V184H120V183H118V182H119V181H118L119 178L116 179L117 181L115 180L116 177L120 176V174H115V173L118 171V169H117V171L114 172V174L112 175V172H111L112 170L109 169L110 172H109V170H108V171L106 170V172H104V169H102V168H103V167H102V168H101L102 170L100 171V169H99V171H98V173H100V174H101L102 171H103V173L101 174L102 176H101L100 174H98L97 172H96V174H95V172H94V173L92 172L93 175H97V176H92L91 174H88V175L86 176L87 178H89L90 176L94 177V178H92V177L89 178V179H91L90 182L88 181V182L90 183V184H89V183L86 182L88 179H87V180L85 179V181H83V179L86 178L84 174H87V173H88V171H87V173H86V170L89 169L88 164H87L88 162L86 163V165H84L85 162H84V164H83V162L80 163V160L86 161V160H88V158H85V156H84V157L82 156V157H80V158H77V157H76L75 162H76L77 165L79 166V169L82 167V170H81V169H80V170H81V172H82V175L84 176V177L81 176L82 178L80 177V178L82 179L81 183H80V182H77V183H79V184L81 185V187H80L79 184H78V187H80L79 189H81L80 191H82V190H83V189H82V186L84 185V187H86L85 189H88L87 187H89V188H90V191H91V192H88L89 190H87V192H85V191H86V190H85V191H83V192H85L86 194H83V195H84V196L86 195V197H87V195H88L89 193L91 194V193L94 192V193H93V197H92V196H88V197H92L91 199H93L95 196H97V193L99 192V190H101V191L103 190V191H104V192H103V191H102V192L100 191L102 194H105V192H106L107 194H106V195H102V197H101L100 192H99L98 197H96V199L98 198V199H97L98 201L96 200L97 203L95 202V200H93V201L96 203V205L98 204L99 201H100V203H99L100 205H99V206H102V207H103V206L105 205V206L103 207V208H104V213H103V215L100 214V215H101V216H100V215L97 214V215L100 216V217H99V218L96 217L95 221H94V222L92 221L94 224L97 223L96 225H93L94 228H96V229H94V233H92V234H94L95 236L92 235V234L90 233V236L92 235L91 237H97L98 239H99V238H101V239H99V240L96 239V240H95V238H94L93 240H87L86 237L89 236V233H86V232H85V233H82V232H81L82 234H84V236L87 235L86 237H84V236H80V235H79V236H76V235H78V233H80V232L76 233L75 236L78 237V238H77L76 241H73V240H72V242H74V245L72 244V246H73V248H74V246L76 247V249H77V251H78V252H77L78 257H77V254H75L76 252L73 251V252H75V253L73 254V255H75V256L72 255V257H71V264H73L74 261L76 262V264H77V263L80 264L82 261H83L82 264H84V263L87 264V262L90 261V260H91V262H93L94 260H95L94 262L97 261L98 263L96 262V264H102V261L100 262V260L104 259V257L106 256V254H105L106 250H109V247H107V245H108V244H111V243H116V242H117V241H113V240H114L113 238H120V240L122 239V240H121V241H122V244H121L122 246H120V247L125 248L126 250L130 249V247H128V246H131L132 240H133V243L136 242L137 240L139 241L140 238H141V240H142V238L144 239L145 236H147L150 232H152V233L149 234V235H152V234H153L152 237L154 236V238H155V234L153 233V231L155 230V229H154L155 227L152 226V227H153V228H152V227L150 226V223H149V222H151L150 220H152V221H153L152 223H154V219H155V217L157 218L156 215H157L158 213H160V211H161L162 204H159V205H158L159 208L161 207V208H160V211L157 210V209H159V208H156V207H155L157 202L155 203V206H154L155 208H154L153 206H152V208H150L151 206L148 207V205L144 204V205H146L145 208L148 207V208L150 209V210H149V209L147 208V212H146V211H145V213H144V211L142 212V213H144L145 215H143L141 212L138 213V211H140V210H138V209L141 208V207H139V206H141L143 203H146V201H144V200H148V199H150L151 197L155 200L156 195H155L154 197L151 196V195H152L153 191H154V194H155V190H156V189L158 188V186H159L161 183H163V182H164V183L161 184V186H163V187H161V188L159 187V188H158L159 190H162L164 187L167 188V187H168L167 185H172L173 183L175 184V186H174V185H172V186H173L174 188H175V187L177 188L178 185H179V184H177V182H179V181L176 182L175 180L177 179V177H178V178L180 177L179 180H182V179H181V178H182V175H184V173H185L183 170H185V169L187 168V166H188V168L191 170V168L194 167V165H195V166H196V165H197V166L199 165V161H200L199 157H198L199 160H198V159H195V161H193V160H194V156L191 157V156H192L191 153H192L193 155H195V153H196V155H197V154L199 155V153H200V156H201V153H202V152H199V151H197V150L200 149V151H201V150L204 148V146H206L205 149L209 148V146H207V145L204 143V142H206L205 140H206L207 137H208V136H206V137L204 138V136H205V135H208V134H207V132H206V134H205V132H204L205 135L202 134V133H200V132H198V125H197V128H196V126H195L194 124H193L194 127H192L190 124H185V123H183V121H181V123L184 124L185 127H186V126H187V128L189 127V129H187L188 131L185 130V131L183 132L184 129L182 130V128H183L184 126L180 129V127H181L180 125H181V124H179L180 127H178V131H177V130H176V127L178 126L177 123H173V122L171 123V122H170L172 125L174 124L173 126H172V125L170 126V125H168V123H167V124L165 123V125H164V122H165L169 117H173V118L178 119V118H180L179 116H181L182 114H183V115H182V118H184V119H186V118L188 119L189 117L191 118L192 116H194V115H193V114H194V113H193V110L191 111V109H194V108H190L189 106L193 104L194 107H196V108H195V109H196V110H195V111H196L195 114L197 115V117H199L200 115L206 116V115L208 114V115L206 116V119H207V117L210 115V116H209V120H211V123H209L210 121H208V120H206V122H207V127H208V129L210 128V132H209V134H213V132H212V128H214L215 125H218L217 122L221 121V120L217 121V118L220 116L219 114H221V113L223 112L222 110H224V109H226V108L229 109V107H230V106H229L230 104H228L227 107H226V105H224V106L222 105V107H221V105H219L218 103H216L215 100H214L215 102L213 101L214 104L216 103L215 105L212 103V100H209V101L205 100V102H204L203 100L201 101L200 99H199V100H200L201 102H199V100L197 101L198 98H193V99L191 100L192 95H193V97H196V96L199 97L198 94H197V91H196V90L194 91V89H195L194 87H196V82L194 83L193 80L191 81L189 75L187 76V74H186V72H185L184 70H183V71L185 72L184 74H183V71H182V70H179V69L181 68V66H180L179 64H177V66L174 65V66H175V69H173L174 67H171V65H172V64H171V63H172V60H175V59H172L173 57H172V58L170 57V59H172V60L169 59V61H168V57L165 58V56H164V54H163L164 52H167V51H163L164 49H162V51H163V53H162V51H160V46H161V45L158 43L160 46L157 44V45L159 46V47H157V46H156V41H155V43H153V46L150 45L151 47H150L149 45H147V46L150 47L151 50H152V57H151V55H150L151 53L147 55V54H145V53H149V52H145V53H144L145 55H143V56H144L143 58H145V59H144V61H143V58L141 59V56H142L141 53H143V52L141 51L142 49L140 50V48H141L140 46H141L142 43H140ZM90 43H91V42H90ZM90 43H88V45H89ZM117 43H118V42H117ZM149 43H150V42H149ZM60 44H61V45H64V43H60ZM80 44H82V46H81ZM84 44H85V43H84ZM91 44H92V43H91ZM93 44H92V46H93L92 49L95 48V45H93ZM123 44H124V43H123ZM136 44H137L138 46H137ZM143 44H142V46L144 47L145 45H143ZM88 45H86V47H88ZM187 45H188V44H184V46H183L185 50H188V48H189V45H188V47H187ZM254 45H255V44H254ZM109 46H110V45H109ZM147 46H146V47H147ZM80 47L83 48V49H81ZM106 47H107V46H106ZM111 47H112V46H111ZM127 47H129V49H128ZM131 47H132V49H131ZM146 47H145V48H146ZM155 47H156V48H155ZM180 47H182V46L180 45ZM183 47H182V48H183ZM254 47H255V46H254ZM257 47H259V45L256 46V48H257ZM136 48L140 50V51H139L140 53H138V50H137ZM145 48H143V50H144ZM154 48H155L156 50H155ZM162 48H163V47H162ZM112 49H113V50H112ZM133 49H134V50H133ZM146 49H147V48H146ZM146 49H145V50H146ZM158 49H159V50H158ZM251 49L253 50V49H255V48L252 47ZM257 49H258V48H257ZM69 50H70V49H69ZM84 50H85V51H84ZM118 50H119V51H118ZM131 50H132L133 52H132ZM151 50H150V51H151ZM180 50H181V49H180ZM111 51H112V52L114 51V52L112 53ZM130 51H131V52H130ZM136 51H137V53H136ZM148 51H149V50H148ZM68 52H69L68 50H64V52H63L65 57H66V54L68 55V56H67V59L70 58V54H71V51H70L69 53H68ZM92 53H91V54H92ZM106 53H108V55H107ZM111 53H112V54H111ZM127 53H128V55H127ZM134 53H135V54H134ZM154 53H155V54H154ZM156 53H157L158 55H157ZM93 54H92V55H93ZM95 54H96L97 56H95ZM118 54H119V57H120V58L118 57ZM130 54H131V55H130ZM139 54H140V55H139ZM165 54H166V55H167V54L169 55L168 52L165 53ZM109 55H110V56H109ZM121 55H123V56H121ZM135 55H136V56H135ZM168 55H167V56H168ZM170 55H171V54H170ZM153 56H154V57H153ZM111 57H112V58H111ZM128 57H129V59H128ZM107 58H108L109 60H108ZM137 58H138V59H137ZM102 59H103V60H102ZM112 59H113V60H112ZM122 59H123V60H122ZM135 59H136V60H135ZM140 59H141L143 62H142ZM150 59H151V62H152V63H150ZM153 59H154V60H153ZM164 59H165V60H164ZM99 60H100V62H99ZM126 60H127V61H126ZM134 60H135V61H138V60H139V63L141 62V64H139V63L137 62V64H139V65H137L136 62H135ZM97 61H98V62H97ZM106 61H107V62H106ZM120 61H121V62H120ZM131 61H132V62H131ZM164 61H165L166 63H163ZM128 62H129V63H128ZM168 62H169V63H168ZM120 63L122 64V66H121ZM132 63H135L138 67H137L136 65L132 64ZM119 64H120V66L118 67L117 65H119ZM155 64H156V65H155ZM173 64H174V63H173ZM100 65H101V66H100ZM106 65H107V66H106ZM112 65H114V66H112ZM130 65H131V66H130ZM169 65H170V66H169ZM178 65H179V66H178ZM133 66H136V67H133ZM140 66H141V67H140ZM172 66H173V65H172ZM86 67H87V66H86ZM109 67H110L111 69H110ZM115 67H116V68H115ZM139 67H140V68H139ZM148 67L151 68V69H148ZM177 67H179V69H178ZM223 67L227 68L226 65L223 66ZM88 68H89V66H88ZM96 68H97V69H96ZM123 68H125V69H123ZM134 68H135L136 70H134ZM137 68H138V69H137ZM169 68H170V69H169ZM225 68H220V69H224V71H225ZM108 69H109V70H108ZM120 69H121L122 71H121ZM143 69H144V70H143ZM163 69H164V70H163ZM176 69H177L178 71H177ZM181 69H182V68H181ZM220 69H219V71H217V69H216L215 71H216L217 73H218V72H219V73H223L224 71L221 70V72H220ZM102 70H103V72H102ZM123 70H124V71H123ZM128 70H130V71H128ZM141 70H142V71H141ZM104 71H105V73H104ZM107 71L110 73V75H108L109 73H108ZM150 71H149V73H150V75H151V72H150ZM175 71H176L177 73H176ZM179 71H182V73H179ZM42 72H43L42 69L39 68V75H40V74H43ZM106 72H107V73H106ZM133 72H132L131 74L134 75ZM143 72H144V73H143ZM153 72H152V74H153ZM160 72H161V73H160ZM167 72H168V73H167ZM171 72H172L173 74H172ZM174 72H175V73H174ZM114 73H115V74H114ZM142 73H143V74H142ZM147 73H146V75H143V77H144V76H147ZM149 73H148V74H149ZM156 73L158 74L157 76H156ZM83 74H84V76H83ZM178 74H179V75H178ZM181 74H182V75H181ZM119 75H121L123 78L120 77ZM168 75H170V76H171V75H175V77H174V76L169 77ZM180 75H181V76H180ZM185 75H186V76H185ZM87 76H89V77H88V80H89V81L87 80ZM96 76H97V77H96ZM109 76H110V77H109ZM165 76H166V77H165ZM178 76H179V78H178ZM191 76H193V75H191ZM157 77H158V78H157ZM167 77H169L170 80H168L169 78L166 79ZM182 77H183V78H182ZM188 77H189V78H188ZM195 77H197V76H195ZM70 78H71V77H70ZM82 78H83V79H82ZM156 78H157V79H156ZM164 78H165V79H164ZM171 78H172V79H171ZM176 78H177V79H176ZM180 78H181V79H180ZM197 78H198V77H197ZM71 79H72V78H71ZM109 79H110V80H109ZM194 79H196V78H194ZM74 80H72V81H73V83L75 84ZM81 80H83V82H82ZM161 80H162V81H161ZM164 80H165V81L168 80V81L165 82ZM196 80H197V79H196ZM216 80H217V79H216ZM219 80H221V78H218V81H219ZM163 81H164V82H163ZM197 81H198V80H197ZM70 82H71V81H70ZM183 82H184V83H183ZM187 82H188V83H187ZM116 83H117V84H116ZM153 83H154V81H153ZM156 83H157V81H156ZM163 83H164V84L167 83V85H166V84L164 85ZM171 83H172V87L170 86ZM189 83H191V84L189 85ZM192 83L195 85L194 87H193V84H192ZM79 84H78V85H79ZM109 84H110V86H113V89L116 88V91L113 90L112 87L109 86ZM115 84H116V85H115ZM154 84H155V83H154ZM173 84H174V85H173ZM176 84H177V85H176ZM94 85H92V86H94ZM100 85H98V86H100ZM114 85H115V86H114ZM155 85H156V84H155ZM163 85H164L165 87H164ZM180 85H181V86H180ZM183 85H184V87H183ZM98 86H97V87H98ZM169 86H170V87H169ZM185 86H187V87H185ZM95 87H96V86H94L93 88L95 89ZM109 87H110V88H109ZM154 87H155V88H154ZM166 87H169V89L166 88ZM176 87H177V88H176ZM181 87H182V89H181ZM102 88H103V90H102ZM179 88H180L181 90H184V91H183L184 93L181 92V90H180ZM110 89L113 91L112 94H111L110 91L108 92V90H110ZM154 89H155V90H154ZM166 89H168V90H166ZM174 89H175V90H174ZM98 91H99V90H98ZM98 91H96V92H98ZM157 91H158V92H157ZM165 91H166V92H165ZM174 91H175V92H174ZM156 92H157L158 94H156ZM180 92H181V93H180ZM188 92H189V94H187ZM193 92H194L195 94H193ZM98 93H99V92H98ZM108 93H110V94H108ZM160 93H161V94H160ZM174 93H175V94H174ZM178 93H180V95H182V97H180V95H178ZM117 95H118V96H117ZM161 95H163V96H161ZM164 95H166V97H165ZM188 95H189V97L191 96L190 99H189L188 97H187V98L185 97V96H188ZM194 95H195V96H194ZM183 96H184V97H183ZM116 97H118V99H117ZM125 97H126V96H125ZM125 97H123V99H125V101H126V98H125ZM155 97H156V98H155ZM164 98H165V99H164ZM178 99H179V100H178ZM184 99H185V100H186V99L191 100L192 102H191V101L188 102L189 105L187 106V104H186L185 107L182 106L183 104H181V106L184 107V108H180V109H178V111H179V110H180V111L182 110L181 112H183V110H184V112L181 113V112L179 111V112L181 113V114H180V113L176 110V104H177V101H178L177 106H178V107H181V106L179 105V103H182L183 101H185ZM194 99H196V100H195L196 102L194 101ZM113 101H114V102H113ZM125 101H124V102H125ZM165 101H166L167 103H166ZM170 101H171V102H170ZM246 101H247V103H249V104H248L249 106L246 105ZM246 101H245V103L243 104V105H246V106H243V107H244V108H246V107H250V108L252 109V112H253L254 110H253V107H251V105L255 104V101H254V102H252L251 100H249V102H248V100H246ZM250 101L252 102L251 105H250ZM122 102H123V101H120V102L117 101L116 103H117L118 105H121ZM124 102H123V103H124ZM129 102H130V101H128V103H127V102L125 103L126 106H124L125 104H123L125 110H127L126 108L130 109V107H133V106H130L132 103H129ZM185 102H187V101H185ZM197 102H198V103H197ZM210 102L212 103V105H210ZM116 103H115V104H116ZM171 103H172V104H171ZM191 103H192V104H191ZM127 104H128V107H127ZM154 104H155L156 106H155ZM159 104H160V105H159ZM184 104H185V103H184ZM197 104H198V105H197ZM238 104H239V103H238ZM132 105H133V104H132ZM193 105H192V106H193ZM236 105H237V104H236ZM62 106H63V105H62ZM62 106H60V108H63ZM65 106H66V105H65ZM129 106H130V107H129ZM159 106H160V107H159ZM207 106H209V107H207ZM215 106H216V109H215V108H214V109H211V107H215ZM234 106H235L234 104L231 105V107H234ZM66 107H67V106H66ZM187 107L190 108V109H187ZM220 107H221V108H220ZM241 107H242V105H241ZM64 108H65V107H64ZM68 108L71 109V106H68ZM151 108H152V110H151ZM168 108L170 109V112H169V109H168ZM133 109L135 110V107H134ZM133 109L131 108L130 110H128V112L131 113V114L128 113V114H129L128 117L130 116V117H129L130 120H132V121H136V117H134V116H136V115H134L135 111H132ZM153 109H154L155 112L158 111L157 113L160 112L159 115L156 114V113L153 111ZM165 109H168V110H167L168 112H167V111L165 112V111H164ZM198 109H199V110H198ZM251 109H250V110H251ZM150 111H151L152 113H151ZM162 111H163V113H162ZM171 111H173V114L171 113ZM175 111H176V112H175ZM187 111L190 112L189 114H191V112H192V114H191L192 116L189 115V117H187V116H186V115L188 114ZM207 111H208V112H207ZM215 111H216V113H215ZM217 111H219L220 113H218ZM221 111H222V112H221ZM224 111H225V110H224ZM132 112H133V113H132ZM209 112H213V113L210 114ZM254 112H255V111H254ZM257 112H258V111H256L255 113H257ZM260 112H261V111H260ZM260 112H259V115L262 114V116H264V113H262V112L260 113ZM153 113H154V114H153ZM217 113H218V114H217ZM150 114H151V115H150ZM155 114H156L157 117H159V118H157V117L154 118V115H155ZM165 114H166V115H165ZM223 114H224V113H222V115H223ZM257 114H258V113H257ZM103 115H104V117L107 118V119L110 118L109 113H108L107 111H104ZM131 115H134V116H133L134 119H133V117H131ZM147 115H148V116H147ZM156 115H155V116H156ZM178 115H179V116H178ZM218 115H219V116H218ZM152 116H153V117H152ZM177 116H178V117H177ZM217 116H218V117H217ZM145 117H146V118H145ZM150 117H151V119H150ZM197 117H195V118L192 117L191 119H192L193 121L196 119V121H197V120L200 118V117H199V118L197 119ZM152 118H153L154 120H156V119H157V120L154 121V123H153V122H152V120H153ZM202 118H204V117L201 116V119H202ZM149 119H150V120H149ZM180 119H181V118H180ZM218 119H219V118H218ZM193 121H192V123H195V122H196V121H194V122H193ZM199 121H202V120H199ZM213 121H215L216 124H214L215 122H213ZM247 121H248V120H247ZM156 122H158V123H156ZM166 122H167V121H166ZM176 122H179V119H178V121H176ZM223 122H224V121L220 122V123H222V124L219 123L220 126H218V128L220 127V129L223 127L222 130L217 129V131H215V132H218V131H219V133H220V131L224 132V130H226V128L228 127V125H227V127H226V125H225ZM245 122H246V121H245ZM152 123L155 124V125L157 124V125H158V126H157L158 128L156 129V128L154 127V125H152ZM208 123H209V124H208ZM247 123H249V121H248ZM195 124H196V123H195ZM249 124H250V123H249ZM162 125H164V126H162ZM167 125H168L169 127H168ZM211 125H212V127H211ZM222 125H225V126H222ZM229 125H230V124H229ZM162 127H164V129H163ZM207 127H206V128H207ZM229 127L231 128V126H229ZM229 127H228V128H229ZM166 128H168V130H167ZM193 128H195V130H197L198 134H197V132L194 131ZM199 128H200V127H199ZM215 128H217V127H215ZM230 128H229V129H230ZM159 129H160V130H159ZM161 129H162V130H161ZM169 129H170V132H169ZM179 129H180V131L182 130V131H181L182 133L179 132ZM223 129H224V130H223ZM232 129H233V128H232ZM148 130H149V131H148ZM154 130H158V132H157V131L154 132ZM166 130H167L168 132H167ZM174 130H175V131H174ZM215 130H216V129H215ZM227 130H228V129H227ZM227 130H226V131H227ZM147 131H148V132H147ZM159 131H160V132H159ZM161 131H162V133H161ZM176 131H177L176 135H173V134H175V133H173V132H176ZM199 131H200V129H199ZM205 131H207V129H206ZM213 131H214V130H213ZM190 132H195V133H192V134H195V135H192ZM211 132H212V133H211ZM157 133H159V136H158ZM160 133H161V134H160ZM172 133H173V134H172ZM187 133H189V134H187ZM146 134H147V135H146ZM156 134H157V135H156ZM179 134H181V138H180ZM186 134H187V135H186ZM145 135L147 136V138H148L149 140L146 138ZM150 135H151V136H150ZM172 135H173V136H172ZM200 135H201L202 138L205 139V140H204V139L202 140V138L200 137V140H202L203 143H204V144L202 143L203 146L201 145V148H200V144H201L200 140H198V142H195V143H194V141H193V146H195V144L197 143L196 146H195L196 148H194V147H193V148H192V147H191V148L188 147V148H190V149H187V151H185V149L187 148L186 146H190V145L192 144V142H190L191 144L188 143V144H190V145H185V144H187V143H185L186 141H183V140H185V138H187L188 136H189V138H193V137H197V138H199L198 136H200ZM203 135H204V136H203ZM148 136H149V137H148ZM157 136H158V137H157ZM186 136H187V137H186ZM150 137H151V138H150ZM154 137H156L157 139H159L158 142L156 141V139H155ZM172 137H174V139H175L176 137H178L179 139L176 138V139H175L176 142H175V141L171 142V139H170V138H172ZM152 138H153V139H152ZM189 138H187V140L190 141ZM129 139H128V141H130ZM145 139H146V142H147V143L145 142ZM165 139H166V141H168V143H166ZM172 139H173V138H172ZM177 139H178V140H177ZM180 139H181V141H180ZM147 140H148V141H147ZM153 140H154V141H153ZM191 140H192V139H191ZM179 141H180V142H179ZM148 142H150V143L153 142V145H152V143H151V145H152L151 147H152V148H150V146L147 145V144L150 145V143H148ZM156 142H157V143H156ZM178 142H179V143H178ZM187 142H188V141H187ZM199 142H200V143H199ZM170 143H171V144H170ZM181 143L186 147V148L184 149L185 152H181V151L183 150V148H182L183 145H182ZM184 143H185V144H184ZM166 144H169V146L172 145V144H174V146H172L173 148H175V147L177 148V147L179 146V144L182 145V147L179 146V149H178V148H177V149H178V151H179V154H180V152H181V154L183 153V154L181 155V157L183 156V157H182L183 159H181V158L179 157V158L181 159V163L179 162V163H180V167H181V169H182L183 172H181V171L179 172L178 169H180V167H178L177 169L174 168V165H175V164H177V166H179V164L177 163L178 160H179V158H178L179 154L177 155V158H178V159L175 157V156H176L175 154L178 153V151L176 152L177 149H173L172 147H171V149H170V148H167L168 145H166ZM176 144H178V145H176ZM198 144H199V147L197 148V145H198ZM146 146H148V147H146ZM212 147H213V149L210 147L209 150H212V151H213V150L215 149L216 146L213 145ZM145 148H146V149H145ZM148 148H149V150H147ZM165 148H166V149H165ZM163 149H164L165 151L168 149L167 151L170 152L171 154L165 152ZM172 149H173V151H172ZM193 149H194V150H193ZM195 150H196L197 152L194 153ZM209 150H207V151L209 152ZM143 151H144L145 154L143 153ZM145 151H146V152H145ZM192 151H193V152H192ZM212 151H211V152H212ZM158 152H159V153H158ZM164 152H165V153H164ZM172 152H173V154H172ZM198 152H199V153H198ZM188 153H190V154L187 155ZM153 154H154V156H153ZM159 154H160V156H157V155H159ZM168 154H169V155H168ZM139 155H138V156H139ZM165 155H168L169 157H170L171 155H173V157H175V159H176L175 164H174V162L172 161V160H174V158L171 156L170 158H169V157H168V158H167V157L165 158V159H166V164L169 163L168 166L165 165V164H164V162H165V161H164V160H165V159H164ZM185 155H186V156H185ZM190 155H191V156H190ZM196 155H195V156H196ZM198 155H197V156H198ZM226 155H228V154H227V153L225 154V152H218V153L215 154L216 157H219V156H226ZM150 156H153V158H150ZM163 156H164V157H163ZM188 156H189L188 159H189L190 161H191V160L193 161V165H192V161H191V162L189 161V162H190L189 165H190V164L192 165V167H191V165H190L191 168L189 167L188 164H187V166H186V163H187V161H188V159H187ZM197 156H196V157H197ZM162 157H163V159H162ZM190 157H191V159H190ZM196 157H195V158H196ZM158 158L161 159V162H160L161 164L159 163L158 160H160V159H158ZM201 158L203 159L202 156H201ZM85 159H86V160H85ZM145 160H146V161H145ZM152 160H153V161H152ZM182 160H185V162H184V161L182 162ZM151 161H152L153 163H152ZM162 161H164V162L162 163ZM179 161H180V160H179ZM201 161H203V160H201ZM167 162H168V163H167ZM172 162H173V164H172ZM79 163H80V164H79ZM158 163H159V164H158ZM183 163H185V166H184ZM148 164H150V165H148ZM154 164H155V165H154ZM163 164H164V165H163ZM181 164H182V165H181ZM152 165L155 166V167H153ZM159 165L164 166V168L159 169L160 167H162V166L159 167ZM83 166H85V168H84ZM86 166H87V167H86ZM150 166H151V168H150ZM165 166H166V167H165ZM171 166L173 167V170L171 169V172H172L171 174L174 173L173 175L170 174V168H172ZM175 166H176V165H175ZM182 166H184V167L182 168ZM197 166H196V167H197ZM138 167H139V169H137ZM145 167H146V168H145ZM148 167H149L150 169H149ZM83 168L85 169V171H84ZM184 168H185V169H184ZM188 168H187V172H189V171H188V170H189ZM175 169H176V171H175ZM200 169H202V168L200 167ZM200 169H199V168L195 169V172H193V173H197ZM143 170H144V171H143ZM146 170H148V172H147ZM161 170H163L164 172L161 171ZM203 170H204V169H203ZM203 170H202V171H203ZM122 171H124V170H123V169H119L118 173H121ZM159 171H160L161 173L158 174ZM185 171H186V170H185ZM202 171L200 170L201 173L198 172V174H197V175L200 174L199 177H200L201 180H200L199 178H197V180L195 179L196 182H195V180H193L195 183H200V187H199V184H198V187H199V188L197 187L198 190H196V192L199 191L197 194H199V195L201 196V198H202V200H200L201 202L204 201V200H203L204 197H203V195H201V194H204V196H206V195L208 194V193H207V190H206V194H205V191H204V190H205V187L202 185L203 178H204V176H205V175H203V174H206L205 178L209 175L207 172H205V170L203 171L204 173H203ZM107 172H109V173H111V174L106 175ZM151 172H153V174H158V176L156 175V176H157L156 178H157V180H158V184H159L160 181H161V183H160L159 185H156L157 187H156L155 185H153V183H157L156 178L153 176L155 179H154V178L152 179V177H149V175H148L149 173L151 174ZM155 172H156V173H155ZM168 172H169V173H168ZM187 172H186V173H187ZM147 173H148V174H147ZM177 173H178V174H177ZM179 173L181 174V176H179V175H180ZM186 173H185V174H186ZM40 174H41V173H40ZM163 174H164V175H163ZM38 175H39V174H38ZM89 175H90V176H89ZM114 175H115V176L117 175V176L114 178ZM166 175H167V176H166ZM170 175H171V177L174 176V178H173V177L171 178ZM175 175H176V176H175ZM197 175L194 174V177H197ZM202 175H203V176H202ZM137 176H139V177H137ZM140 176H141V177H140ZM142 176H144V179H145V181L143 180V182L141 181V180L143 179ZM150 176H151V175H150ZM159 176H160V177H159ZM162 176H163V177H162ZM107 177H108L109 180L107 179ZM167 177H168L169 179H168ZM183 177H184V176H183ZM209 177H210V175H209ZM80 178H79V179H80ZM100 178H101L102 180H101ZM126 178H127V177H126ZM140 178H141V180H140ZM146 178H147V180H146ZM149 178H151L153 182L148 181ZM170 178H171V179H170ZM210 178H212V177H210ZM210 178H209V179H210ZM223 178H224V180H225V177H223ZM92 179H93V180H92ZM110 179H111V180H110ZM134 179H135V181H134ZM159 179H160V181H159ZM165 179H167V180H165ZM172 179H173V180H172ZM198 179H199V180H198ZM105 180H108V181H105ZM130 180H131V181H130ZM136 180H137V181H136ZM138 180L140 181L141 184L143 183V185H141V184L138 182ZM149 180H150V179H149ZM79 181H80V180H79ZM91 181H93V182H91ZM125 181H126V182H125ZM128 181H129V182H128ZM165 181H168V182H165ZM173 181H174V182H173ZM218 181L221 182L220 180H218ZM82 182H83V183L86 182L87 184L85 185V183L83 184ZM97 182H98V184H97ZM105 182H106L107 184H106ZM108 182H109V184H108ZM116 182H117V183H116ZM127 182H128V184H127ZM133 182H134V183H133ZM136 182L138 183V185H137ZM129 183H130V184H129ZM165 183H166V184H165ZM222 183H223V182H221V184H222ZM103 184H104V185H103ZM117 184L121 185V187H118L119 185H117ZM125 184H126V185H125ZM133 184H134V185H133ZM135 184H136V185H135ZM148 184H149V185H148ZM176 184H177V185H176ZM73 185H75V184H73ZM73 185L69 184V186H73ZM87 185H88V186H87ZM89 185H90V186H89ZM96 185H97V186H96ZM112 185H113V186H112ZM116 185H117V186H116ZM128 185H129V186H128ZM94 186H95V187H94ZM135 186H136V187L138 186V187L135 188ZM140 186H141V187H140ZM142 186H143V187H142ZM147 186H149V189L147 188ZM172 186H170V187L172 188ZM188 186H189V185H188ZM93 187H94L95 189H94ZM100 187H101V188H100ZM116 187H117V188H116ZM155 187H156V189H155ZM218 187H219V186H218ZM91 188H92V189H91ZM98 188H99V189H98ZM105 188H106V189H105ZM143 188L148 189V192H147L145 189H143ZM176 188H175V189H176ZM186 188H187V187H186ZM111 189H112V191L114 192V194H113V192L111 191ZM158 189H157V190H158ZM207 189L210 190V188H207ZM107 190H108V191H107ZM114 190H115V191H114ZM121 190H122V191H121ZM159 190L156 191V194H157V192L160 193ZM202 190L204 191V193H201ZM215 190H216V189H214V190L211 189V191H208L210 196H209V195L206 196V197L209 198V201H210V203H209V207H207V208H209L207 213H209V211L211 212L210 214H211L212 217H210V219H209V220H211V221H213L214 219H216L215 216L217 217V215H219V214H217V212H215V210L217 209L216 207H217L218 204L216 205V207L214 206V203H216V202L214 201V198L217 197V192H215ZM118 191H119V192H118ZM203 191H202V192H203ZM212 191H213V192H212ZM111 193H112V195H111ZM117 193H118V194H117ZM90 194H89V195H90ZM95 194H96V195H95ZM83 195H82V196H83ZM115 195H116V197H115V199H113ZM118 195H119V197H118ZM148 195H150L151 197H148ZM145 196H146V197H145ZM197 196H198V195H197ZM88 197H87V198H88ZM110 197H111V198H110ZM83 198H84V197H83ZM117 198H118V199H117ZM146 198H147V199H146ZM152 198H151V201L149 200L151 204H152L153 202H155ZM91 199H90V200H91ZM99 199H100V200H99ZM103 199H104V200H103ZM111 199H112V200H111ZM156 199H157V198H156ZM83 200H84V199H83ZM83 200H82V201H83ZM85 200H86V198H85ZM87 200H88V199H87ZM105 200H106V201H105ZM115 200H116V201H115ZM152 200H153V201H152ZM108 201H109V202H108ZM110 201H111V202H110ZM117 201H120V202H117ZM89 202H90V201H89ZM94 202L91 201V203H89V205H88V203H87L88 207H90V208H89L90 210H91V208H93V207L96 206L95 204H94V206H93L92 203H94ZM102 202L105 203V204H103ZM122 202H123V203H122ZM84 203H85V202H84ZM113 203L116 204V205H118L120 208H119V207H118V208L115 207V205H114ZM117 203H119V204H117ZM147 203H149V202H147ZM91 204H92V205H91ZM101 204H103V205H101ZM120 204H121V205H120ZM185 204H187V203H185ZM190 204H191V206H194V207L192 208V207L190 206L191 208H189V205H190ZM193 204H194V203H193ZM193 204H192V202H191V203L189 202L188 206L186 205V209H187V207H188V210H187V211H188V214H189V211H192L191 209H195V210H196V208H197V206H198V205H197L198 203L196 204L197 206H196L195 204H194V205H193ZM241 204H242V206H241ZM87 205H86V203H85V205H83V207H86ZM113 205H114V206H113ZM152 205H154V203H153ZM111 206L115 207V209H117V210H118V209H121V208H124V213H125L127 216L129 215L128 217L131 218L132 220H131V219H128V217L125 216L126 218L124 217L123 220H121V221L119 220V221H116V222H115V220H114L115 218L112 217L113 220L110 218V217L112 216V214H111V209H112ZM122 206H123V207H122ZM164 206H165V205H164ZM236 206H237L238 208H237ZM83 207H82L81 209H83ZM131 207H132V208H131ZM137 207H138V209H137ZM198 207H199V209L197 208V210H196L195 212L192 211V214L190 213V214L192 215V216L190 215V219H189V218L186 219V220L189 219V220H188L189 222H190L191 220L194 221V222L192 221L193 226H194V230L199 229L198 227H195V225H197V223H201V221L204 223V224L202 223V224H203V225H201L202 227H203V226L206 227V226H208V225H207L208 223H211L210 221L208 222V220H206L208 217H207V218L205 217L206 214H207V213L205 212V208H206V207L204 208V207L202 206V208H201V205H199ZM214 207H215L216 209H214ZM241 207L244 208V207H245V204H243V203L240 202V203H237V204L234 206L235 209H233V210L236 211V208H237V211L235 212V214L237 213V215H239V216L236 217L237 215H234V214H233V215L235 216V217H233V216L231 215L232 213H234L233 210L231 211L232 213H230L229 216H226V215H223V214H224V213L222 212V211H223V207H222V206H219L220 209H218V210H221V208H222V211H220V212H222L223 214L220 213V212H218V213H220V214H222V215L224 216V217H222V215H219V217L221 216V218H223V222H224L225 224H228V225L226 226V225L222 224L223 226L218 227L219 224L221 225V223H223L222 221H219V222H221V223L218 222L217 225H215V224H216L215 222H214V224L212 225V223H213V222H212L211 224H209L208 227L213 226V227H214V230L209 228V230H211L210 233H212V230H213V231L216 232V234L223 233L222 235L224 236V235L229 234V233L231 234V232H232L231 230L233 229V230H235V231H234V233H235L234 235H235V236H239V235H240V232H239V231H240V228H239V227L241 226V222H244L245 220H248V219L250 218V217H247L248 214H246V212H245L244 210L240 209ZM130 208H131V209H130ZM113 209H114V208H113ZM126 209H127V210L129 209V210H128L129 213L127 212ZM152 209H153V210H152ZM239 209H240V210H239ZM244 209H245V208H244ZM87 210H88V209H86V210L83 209V210H81V211H83V212L86 211V212L88 213L89 210H88V211H87ZM109 210H110V211H109ZM121 210H122V209H121ZM125 210H126V211H125ZM131 210H133V211H131ZM143 210H145V209H143ZM200 210H201V211H200ZM206 210H207V209H206ZM218 210H217V211H218ZM81 211H80V212H81ZM114 211H115V210H114ZM197 211H198V212L200 211V212L198 213ZM238 211H240V212L238 213ZM254 211H255V210H254ZM92 212H93V211H92ZM92 212L90 211V214H91ZM112 212H113V211H112ZM133 212H135V213H133ZM155 212H156V213H155ZM161 212H162V211H161ZM196 212H197V214H196ZM132 213H133V214H132ZM88 214H89V213H88ZM90 214H89V215H90ZM93 214H94L93 216H97L95 212H93ZM131 214H132V215H131ZM186 214H187V213H186ZM91 215H92V214H91ZM110 215H111V216H110ZM159 215H160V214H159ZM159 215H158V216H159ZM204 215H205V216H204ZM253 215H254V216L252 217V223L255 221L254 223H256V224L253 223V228H251V230H250V233H252V234H250V237L252 236V237L250 238V240H251V241H252V240L256 241L257 238L260 237V238H261V239H260L261 241L258 240L260 243H257V244H253V243H255V242L253 241V242L251 243V241H250V243L253 244V245H251V244L249 243V246L251 245L252 248H251V247H248V251H249V248H250V250L252 249V251H253V250H254V249H253L254 245H255L254 248H256L257 246H259L260 244H262V246H264V242H262V241H264V236L261 237V234L264 235V233H262V232H264V224H262L261 221H258V220L256 221V218H257V217H256V216H257L256 211L253 213ZM138 216H139V217H138ZM154 216H155V217H154ZM208 216H209V215H208ZM225 216H226V218H225ZM231 216H232L233 218H232ZM244 216H245L246 218H245ZM248 216H249V215H248ZM102 217H103V218H102ZM133 217H134V218H133ZM186 217H188V216H186ZM192 217H193V219H191ZM227 217H230V218H228V219H231V220L235 218L236 223L234 222V220H233V221L228 220ZM254 217H255V220H253ZM109 218H110V221H109ZM137 218H138V219H137ZM194 218H195V219H194ZM224 218H225V221L228 220L229 222H228V221L225 222V221H224ZM93 219H94V218H93ZM93 219H92V220H93ZM103 219H104V221L102 222ZM125 219H128V221L125 220ZM133 219H134V220H133ZM135 219L137 220L136 222H135ZM169 219H170V218H169ZM169 219H168V222H167V223L170 225V227H173V228H174V224H175V225L177 224L175 228L178 229V224H179V223H174L176 220H174L173 218H171V220H169ZM217 219H218V218H217ZM217 219H216V220H217ZM226 219H227V220H226ZM111 220H112V221H111ZM117 220H118V219H117ZM124 220L127 221V223H129V224L126 223L127 228L125 227L126 225H125V221H124ZM138 220H139V221H138ZM205 220L207 221V223H206ZM216 220H215V221H216ZM220 220H222V219H220ZM131 221H132V222H131ZM169 221H174V222H171V223H170ZM177 221H178V220H177ZM188 221H184V220H183L184 225L182 224L183 226H181V223H180V224H179L180 228H183V229L185 228V230H187L186 228H188V227L190 226V224H189V226H187V225H188ZM122 222H123L124 224H122ZM180 222H181V221H180ZM231 222H232V224H234V223L237 224L238 227L236 228V225H235V224H234V226H233V225L231 224ZM233 222H234V223H233ZM115 223H116V224H115ZM229 223H230V224H229ZM257 223L259 224V227H261V228L258 227V228H257V232H256L255 229H256V227H257V225H258ZM114 224H115V225H114ZM122 225H124V227H123ZM130 225H132V227H131ZM171 225H172V226H171ZM210 225H211V226H210ZM214 225H215V226H214ZM230 225H231V226H230ZM254 225H256V227H255ZM260 225H261V226H260ZM100 226H101V227H100ZM102 226L105 227L104 230H103V227H102ZM191 226H192V224H191ZM224 226H225V228H224ZM228 226L232 227V228L230 229L231 232H227V228H226V227H228ZM97 227H98V228H97ZM111 227H114V228H111ZM134 227H135V229H134ZM150 227H151V229H153L152 231H148V230L150 229ZM199 227H200V224H199ZM205 227H204V228H205ZM208 227H207V228H208ZM222 227H223V228H222ZM230 227H229V228H230ZM233 227L236 228V229H234ZM254 227H255V229H254ZM124 228H125V229H124ZM175 228L173 229L174 232H173V230H172V239H173V240H174V238H176V237H175L176 232L179 233V231L182 230V229H180V230L178 231V230L175 229ZM191 228L193 229V227H191ZM195 228H197V229H195ZM217 228H220V229H221V230L219 229L220 233H219L218 230H216ZM229 228H228V229H229ZM99 229H100V230L102 229L104 233H102V232H101L102 230L100 231ZM128 229H129V230H130V229L132 230V232H131V230L129 231V233H131V236H132V237L130 236V234H129V236H128V234H127V232H128L127 230H128ZM146 229H148V230L146 231ZM151 229H150V230H151ZM225 229H226V231H225ZM237 229H238V230H237ZM253 229H254V230H253ZM96 230H97V231H96ZM133 230H135V232H134L135 234H133ZM175 230H176V231H175ZM185 230H182V234L184 233ZM188 230H191V229L189 228ZM207 230H208V229H207ZM236 230H237V231H236ZM258 230H259V231L262 230V231H260L261 234L259 233ZM106 231H107V232H106ZM115 231L119 234V236H122V237H119L118 235H116L117 233H116ZM192 231H193V230H192ZM192 231H191V232H192ZM200 231H201V233L203 234V232H204L203 229H202V230L199 229L197 232H196V231H195V232L193 231V234L196 235V233H197V235H198ZM205 231H206V230H205ZM228 231H229V230H228ZM254 231H255V232H254ZM96 232H97L98 234H97ZM147 232H149V233L147 234ZM186 232H187V231H186ZM186 232H185V234H186ZM188 232H189V231H188ZM226 232H227V233H226ZM238 232H239V234H238ZM81 233H80V234H81ZM109 233H111L112 236H111V234H109ZM143 233H144V235H143ZM205 233H206V232H205ZM207 233H208V232H207ZM253 233H254L255 235H254ZM103 234H104L105 236H104ZM106 234H107V235H106ZM114 234H115V236H113ZM126 234H127V235H126ZM146 234H147V235H146ZM179 234H181V231H180ZM190 234H191V233H190ZM202 234H201V235H202ZM96 235H97V236H96ZM99 235H100L101 237H100ZM136 235H137V236H136ZM191 235H192V234H191ZM191 235H190V237L188 236L190 239H191V237H192ZM195 235H193V236H195ZM199 235H200V234H199ZM204 235H206V234H204ZM208 235H209V234H208ZM208 235H206V236H208ZM256 235H257V236H256ZM117 236H118V237H117ZM125 236H126V238H125ZM176 236H178L179 239H180L182 236L184 237V234H183L182 236H179L178 234H176ZM254 236H255L256 238H255ZM76 237H75V238H76ZM83 237H84V238H83ZM110 237H111V238H110ZM178 237H177V238H178ZM82 238H83V239H82ZM87 238H89V237H87ZM124 238H125V239H124ZM128 238H129V242H130V243H129V242L126 243V240H127ZM184 238H187V235H185ZM252 238H254V239H252ZM123 239H124V240H123ZM136 239H137V240H136ZM179 239H178V240H179ZM181 239H182V238H181ZM255 239H256V240H255ZM74 240H75V239H74ZM79 240H80V241H79ZM116 240H117V239H116ZM118 240H119V239H118ZM120 240H119V241H120ZM134 240H135V241H134ZM157 240H160V239L158 238ZM176 240H177V239H176ZM89 241H90V242H89ZM91 241H93L94 243L91 242ZM95 241H96V243H95ZM112 241H113V242H112ZM123 241H124V242H123ZM155 241H156V240H155ZM161 241H162V240L157 241V243H156V245H157V247H156L157 250H158V249H161V248H158V247H160V246L163 244ZM72 242H71V243H72ZM85 242H86V243H85ZM108 242H109V243H108ZM256 242H257V241H256ZM88 243H90V244H88ZM92 243H93V244H92ZM136 243H137V242H136ZM158 243H159V246H158ZM160 243H162V244H160ZM69 244H70V243H69ZM76 244H77V245H76ZM103 244H104V245H103ZM119 244H120V243H119ZM119 244L117 243L116 245H118V247H119ZM128 244H129V245H128ZM84 245H85V247H84ZM102 245H103V246H102ZM174 245H175V244H172L171 246L173 247ZM72 246H71V247H72ZM77 246H78V247H77ZM108 246H110V245H108ZM147 246H148V245H147ZM147 246L145 245L144 247L146 248ZM262 246H261V247H262ZM71 247H68L69 251H72V250H70V249H72ZM88 247H89V248H88ZM104 247H105V248H104ZM106 247H107L108 249H107ZM148 247H150V246H148ZM161 247H162V246H161ZM193 247H194V246H193V244H192V247H189V248H191V250H194V249H192ZM78 248H79V250H78ZM86 248H87V249H86ZM103 248H104V249H103ZM127 248H128V249H127ZM173 248L177 249L178 246L175 245ZM194 248H196V245H195ZM68 249H67V248H64V253H65L66 250L68 251ZM76 249H74V250H76ZM143 249H144V248H143ZM154 249H155V247H154ZM257 249H264V247H262V248H256L255 251H256ZM104 250H105V252H103ZM130 250H131V249H130ZM130 250H128L127 252H129ZM139 250H140V249H139ZM146 250H149V248H147ZM161 250H162V249H161ZM67 251H66V252H67ZM84 251H85V253H84ZM131 251H132V250H131ZM136 251H137V250H135V252H136ZM153 251H154V250H153ZM248 251H247V253H248ZM252 251H251V253H250V252H249V253L252 254V256L255 255L256 258H255L254 256H253V257L251 256V257H252V260H250L251 257H250V255H248V254H247V255H248L247 257H245V258H243V257L240 258V255H241V254H240L238 257H239L240 259H243V260H241L240 263H241V264H245V263H246V264H249V262L251 261L250 264H252V261H253V258H254V259H257V261L254 260V263H255V264H257V263H258V264H264V253H262V251H264V250H262V251H261V250H257L259 253H256V254H255V251H254V253H252ZM257 251H256V252H257ZM73 252H72V253H73ZM140 252H141V250L138 251V252H136L135 254H134V251H133L132 253L130 252L131 257L133 256L132 258L130 257V259H132L131 262L134 260V257H135V258H136V257H139V258H136V259H141V258L143 259V256H142V255L145 254V256H146V254H147V252H146L145 250H142V252H141L142 255H141ZM143 252H144V253H143ZM157 252H159V253H156V255H157V254L159 255L161 251L158 250ZM161 253H163V252H161ZM97 254H98V255H97ZM103 254H104V255H103ZM128 254H129V253H128ZM130 254H129V255H130ZM133 254H134V255H133ZM163 254H164V253H163ZM259 254H260V255H259ZM79 255H80V256H79ZM87 255H88V256H87ZM93 255H95L96 257L93 256ZM214 255H216V254H214ZM214 255H213L212 257L210 256V258L213 259V261L215 260L214 258L218 256V255H217V256H214ZM230 255H231V254H230ZM99 256H100V257H99ZM102 256H103V257H102ZM161 256H163V255H161ZM161 256H160V259H161ZM221 256H222V258H224V259H222V261H221ZM223 256H224V255L219 254V258H220L219 261H220V262H219V261H218V262H217V261H214V262H215L214 264H217V263H218V264H221V263H224L225 261H227V263H230L229 259H230L231 257H234V255H233V256H230V258H229V254H228V257L225 256L226 258L223 257ZM241 256H243V254H242ZM258 256H259V257H258ZM91 257H92V258H91ZM94 257H95V259H94ZM101 257H102V259H101ZM213 257H214V258H213ZM72 258H73V259H72ZM74 258H75V259H74ZM157 258H158V256L156 257V259H157ZM162 258H163V257H162ZM210 258H209V261H210ZM227 258H228V260H227ZM234 258H235V257H234ZM234 258H231V260L233 259L234 262H235L237 259H234ZM236 258H237V257H236ZM246 258H247V261L250 260L248 263H247V261H245ZM248 258H249V259H248ZM130 259H129V260H130ZM182 259H183V262H184V260H187V261H185L184 263H188V258L180 257V258H178V260H177L176 262H174L173 264H175V263H176V264H180V263L182 264V263H183V262H181ZM216 259L218 260V258H216ZM72 260H73V261H72ZM161 260L163 261V259H161ZM191 260H193V261H192V262H194L193 264H200V263L203 264V263H202V260H201V262H200V261H198V259H190V262H191ZM194 260H195V261H194ZM196 260H197V261H196ZM199 260H200V259H199ZM203 260H204V259H203ZM206 260H208V259H206ZM224 260H225V261H224ZM233 260H232V262H233ZM157 261L159 262L160 260L157 259ZM178 261H179V262H178ZM209 261H208L207 264H210V263H211V262L209 263ZM213 261H212V263H213ZM223 261H224V262H223ZM237 261H238V260H237ZM237 261H236V262H237ZM243 261H244V262H243ZM255 261H256V262H255ZM91 262H88V263L90 264ZM99 262H100V263H99ZM131 262H130V263H131ZM190 262H189L188 264H192V262H191V263H190ZM196 262H197V263H196ZM203 262H205V261H203ZM206 262H207V261H206ZM236 262H235V263H236ZM49 263H50V260L47 259V261L45 260V262H43L42 264H49ZM130 263H128V264H130ZM165 263H166V262H163V264H165ZM212 263H211V264H212ZM225 263H226V262H225ZM91 264H92V263H91ZM94 264H95V263H94ZM131 264H132V263H131ZM158 264H159V263H158ZM160 264H162V262H161ZM166 264H167V263H166ZM168 264H170V263L168 262ZM171 264H172V263H171ZM230 264H232V263H230ZM233 264H234V263H233ZM237 264H238V263H237Z\"/></svg>",
  "mask_w": 264,
  "mask_h": 264
}]
</instances>
